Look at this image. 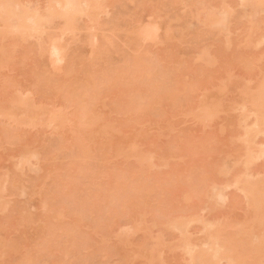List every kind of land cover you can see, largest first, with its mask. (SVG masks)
<instances>
[{"label": "rangeland", "instance_id": "374dc122", "mask_svg": "<svg viewBox=\"0 0 264 264\" xmlns=\"http://www.w3.org/2000/svg\"><path fill=\"white\" fill-rule=\"evenodd\" d=\"M13 1L14 0H12V1L3 0L2 2L5 5L7 4V6L9 5L8 7H11L9 10L13 11L12 9H14V7H15V9L18 10L17 13L22 12L20 17L21 16L23 18L26 17L28 12H29V14L32 16H29L28 18L26 17V19H25L26 23L31 25L32 24L31 21L33 20L34 25H31V27L27 28L25 31L24 26L26 25L25 27H27V24L24 23L23 24L24 26L22 27V29L24 31H22V29H21L20 30L21 35L19 36V34H20V33L18 34L19 29L17 31L16 27H19L18 23H19L20 17L17 16V18H15V19H18L16 22H15V20H14V22L8 21L10 23L4 22V20L9 19L8 17H7L8 19L6 18L4 20H0V23L3 21L4 24H7L6 26H8L7 28L2 29L3 27H5V25L3 24V26H1V24H2L1 23L0 24V26H1L0 31L2 29L5 32V29H6V32H7L9 30V28L11 27V25H14L13 23H15V26H13V28L15 30V34L17 33L19 36L18 37L16 35H14V30L12 27L10 28V32H11V30L13 31V33H12V35H14L13 37H10L12 35H10L8 33L6 34V32H5V34H6L5 35L3 32L4 36H6V38H7V40H6L7 42L3 38L4 36L1 37V35H0V55H1V53H3L0 57V60H1L0 65L5 62L3 65L0 66V198H1L0 199V201H1L0 202V242H1L0 243V264H16L17 262H18L17 264H20V263L22 264V262H20V261H23L24 264H29V263H34V264L35 263H37V264H61V263L62 264H83V263L84 264L85 263L86 264H100V263L101 264L102 263L103 264H189V262H190L189 256L191 254H196V252L197 253L201 252L202 247H203L202 248L203 252H201L197 256L204 254V252H206V254L208 252L211 253V251H209V250L206 251L208 249V247L210 248V246L208 244L210 242H208V241L211 240L212 245L211 244L210 245L213 246L214 243H212V242L216 243L218 241L216 238L219 237L220 238L219 241H221L223 237H226L231 233L235 234L234 237H235V239L237 238L238 241L236 240V243H234L235 241L231 240L226 245H229L231 242H233L234 246L231 247L230 246L231 244H230L229 245L230 249H235L234 247H235V244H237V243H238L237 245H239V246L236 245V248L244 245V247H246V248H244L243 251L248 250L251 252V254L248 251H246L247 253H243V251H240V252H242L243 254H249L251 256V258L253 257V259H250V256L248 255L249 258L247 259L248 256L245 255L246 257L245 256H243V257H245L246 259L242 258L243 259L242 260L241 258H239V260H240L239 261V260H237L238 259L237 257L234 258V256H232V259L234 258L233 261L237 260V261H239L238 263H240V264L242 263L241 260L243 261V264H257V262L259 264H264V232H263V230L260 229V231L262 232V234H261L259 232V230L254 229L256 231L255 232V234H256L255 238L251 237V236L255 235L254 232H251L253 234H251L250 232H247V230L249 231V229L252 225V222H251V225L248 224L249 223L248 221H250L249 219L252 218L251 219L252 221H253V219H256V218H253V216H255L254 214L257 215L258 212H260L261 215L263 214L262 211H258L261 209V207H260V209L256 210L257 212L254 211L258 207V205H260L262 203L261 201L263 200V198H261V200H260L259 199L260 196L257 197L259 199V204H257V202L254 203L253 199L255 198V194L252 193L253 197H254L253 198V197H251V195H252L251 192L253 189L258 190V189H256V187L260 186L259 188H261L264 185V180H263L264 179V154L262 153L263 150L259 151V149L262 147V145L264 146V144H263L264 143V128L260 130V128H262L264 126L263 125L260 126L259 123H258L259 126L257 124L252 126L254 124L253 123L254 120H256V121L258 120L254 117L255 114H257L256 109L259 110L258 109L259 107L256 106V108H255V104L258 105V103H256L258 101V99H253L252 96L254 93L257 92V90L259 91L264 87V0L263 1L261 0V3H260V0H253V1L252 0H224V1L223 0H181V1L180 0H177V1L174 0L176 3L173 0H126V1L125 0H117V2H116V0H113V1L107 0V2H106V0H96L99 4L101 2V4L98 5L99 14L97 13V10L95 9L96 15L98 14L99 16L98 15L94 16L92 13H90L95 8V7L94 8L92 7V9L91 8H90L91 10L88 9L89 11L87 12V13H90V15L91 14L93 15V17L91 16L92 19L89 17L90 15H84V14H86V12H84V11H83L84 14L82 12L81 18L80 17H79L80 19L78 18L79 20L77 19V16L79 14L76 17H75L76 14H74V15H72L71 22L69 19L70 24L67 23L68 24L67 28L64 26V23L62 22L61 19L51 18L52 23H50V25H49V23L47 24L51 28L50 27L48 28L47 25L45 26V29L44 28H42V29H36L35 28V30L32 34L28 33V35L30 34L28 36L29 38L24 36L26 32H29L30 30L33 31V28L35 26L37 27V25L40 26V28L44 27L43 23H42V25L40 23L36 24L38 19H34L33 14L37 16L36 13H38V18H40V17L42 18V15L45 18H49L50 15H49L48 11L52 10L51 8H56L57 6L53 5V7H51L50 3L54 4L53 2H50L51 0H32V1L31 0H27V1L26 0L25 1L17 0L19 3L21 1L24 3V5H23V3L21 2V4H22L21 7L19 4H17V2L13 3ZM33 1H34V3H33ZM80 1L81 0H78L79 4L81 3ZM90 1L91 0H88L86 2V4H88L89 7L92 5V4H89ZM96 1L92 0V3L95 2L93 4V6L96 5V3H97ZM243 1H245L246 3ZM0 2H1V0H0ZM11 3H12V5L10 6ZM41 3L42 4L44 3L43 6L41 5ZM109 3H111V6ZM47 4L49 5V8L51 7L48 10L46 9V8H48ZM81 4L77 5L79 10H81L80 6L83 7L85 3H83L82 5ZM217 4H218V6H217ZM257 4H259V5H257ZM15 5H19V6H15ZM124 5H126V6H124ZM220 5H222V6H220ZM22 6H24L26 9H31V10H27L28 12H26V11L24 12L23 10H26V9H24ZM30 6L34 7V8L32 7L33 8V12H32L33 14L30 13L32 11V8ZM147 6H148V8H147ZM210 6H211V8H210ZM39 7H40V9H39ZM85 7H88V6L85 5ZM85 7H84V9H86ZM122 7L124 9H122ZM207 7H209V8H207ZM58 8L61 9L60 7H57L56 9H58ZM191 8H192V10H191ZM195 8L198 9L197 10L198 12L197 11L194 12L196 10ZM146 9H147V11H146ZM212 9L214 11H212ZM225 9L227 10L228 14L230 13L229 15L227 14V12H224ZM129 10H130V12H129ZM39 11H42V12H39ZM220 11L221 12L223 11L224 14L222 13L223 14L222 15L220 13ZM15 12H16V10H15ZM123 12H124V14H123ZM201 12H203V13H201ZM213 12L216 13L217 16L219 13H220V15H222L224 22H222V18H220L221 20H219V21L221 23H225V24L227 23L225 25V27H223V29L221 28L223 24L220 27L219 24L215 25V23H214L216 29L220 28L221 30H223V31H220L219 29H217V30L215 29L217 31V32L215 31V33H216L215 36H214L215 33H213V32H212L213 36L211 34H209V33H211L210 29L212 28L211 26L213 24L211 25V24H209V22L207 24L205 23V20L208 18L207 16H209V15L210 16L213 15L214 17L216 16ZM23 13L25 15H23ZM46 13L48 15H44ZM138 13H141V14H138ZM14 14H16V13H14ZM16 15H18V14H16ZM177 15H179V16H177ZM203 15H206V16L202 18ZM250 15L251 16L253 15L254 18H253V16L251 17ZM84 16H88V18H86ZM117 16H119V17H117ZM176 16L179 18L177 19ZM199 16H201V18H202L201 21L199 20L201 18H198ZM217 16H216V18L219 19V17H217ZM12 17H11V19H12ZM14 17H16V16H14ZM94 17H96V18H94ZM137 17H139V18H137ZM89 18L91 20H89ZM253 19H255V20L258 19V22L257 21H251L250 22V20H253ZM74 20H76V22H74V27H76L77 30H75L74 27H73L74 29L71 27ZM48 21H49V19L46 21V23ZM57 21H59L58 25H57ZM93 21H95V22H93ZM113 21H114V23H112L110 25V23ZM64 22H65V20H64ZM85 22H87V23H85ZM126 22H127V24H126ZM142 22L143 23L145 22L144 25ZM132 23H134V24H132ZM203 23L206 25H204ZM259 23H262V24L260 25ZM61 24H63V25H61ZM129 24L131 25L132 28L130 27ZM151 24H152V26H151ZM153 24H155V25H153ZM194 24H197V25H194ZM251 24L253 25V27ZM255 24H257V25L259 24L260 26L259 25L256 26ZM52 25H54L55 27L54 26L52 27ZM92 25H93V27H92ZM201 25L204 28H202ZM247 25L249 27H247ZM62 26H64L63 28L65 30L63 28H61ZM82 26H83V28H82ZM56 27H60L61 28L60 30L63 29V31H59V28L56 29ZM89 27H91V28H89ZM171 27H172V30H171ZM198 27H200V28H198ZM206 27H207V29H206ZM70 28H72L71 31L72 32L74 31V32L72 33L70 31V32L65 34L64 32L69 31ZM87 28H89V30ZM108 28H109V31H107ZM133 28H134V30H133ZM150 28L152 31V32L151 31L150 32L152 34L149 35V33H148L149 31H147L148 36H146L148 38L150 37V39L145 40L146 37L144 38V36H142L141 34H143V32H144V34L146 35V33H145L146 29L148 30ZM249 28H250V30H249ZM83 29H85V30H83ZM158 29H159V31H158ZM38 30H40L41 32ZM177 30H178V32H177ZM207 30H208V32H207ZM212 30L214 31V29H212ZM21 31L25 32V33H22ZM128 31H129V33H128ZM218 31L221 34L218 33ZM245 32H246V35H244ZM87 33H89V34H87ZM93 33H94V35H93ZM183 33H184V35H183ZM251 33L253 35L252 37H251ZM58 34H59V36H58ZM135 34H136V36H135ZM22 35L24 36V40L22 38L23 37ZM26 35H27V33H26ZM87 35L90 38L92 36V38H91V40H90V38H88L90 41L87 40V42H86ZM103 35H104V37H103ZM140 35L143 37L142 40H145V42L142 43V40L139 39ZM38 36H41V37H38ZM50 36H51V38L55 37L54 40L51 39ZM45 37H46V40L44 39ZM9 38L11 40L12 39L13 40L10 41ZM41 38H43V40H45L46 42L49 41L52 48H53V46H57V47L61 46L62 47V45H64V48L67 49L66 53H65V50L63 48H61L64 50L63 51L64 56H66V58H67L66 61L64 58V64L67 61H71L74 63V64L72 63L74 66L71 64V62H68L64 65L63 60L60 62L57 61L60 64H57V63L55 64L56 61H54L53 56L51 55L52 58H51V56L49 57L50 51L52 50V49L51 50L49 49V47H50L49 43H46L43 41V43L41 44V41L39 40ZM131 38H132V40H131ZM193 38L196 40L194 41ZM237 38H238V40H237ZM15 39L19 40V41L17 40V44H15L16 43ZM98 39H99V41H98ZM108 39H110V40H108ZM168 39H169V42H168ZM176 39H177V41L178 40H180V42L182 41L181 42L182 44L178 41V46H177L176 45V43H177ZM217 39H219V40L221 39L220 40L221 42L218 41L217 44H214L217 41ZM165 40H167V42ZM171 40L174 41V43ZM8 41H10L9 42L10 44H8ZM101 41L102 42L107 41V42L106 43L104 42L105 44H102ZM225 41H228V42H225ZM38 42L42 46L40 44L38 45ZM89 42L91 43L90 45L88 44ZM150 42H151V44H150ZM164 42H166V43L164 44ZM45 43H46V45H45ZM66 43H67V45H66ZM95 43H97V44H95ZM172 43H173V45H172ZM179 43H180V45H179ZM43 44H44V49L43 48L39 49V47H43ZM94 44L97 46L94 47ZM10 45H12L11 48H10ZM37 45H38V47H37ZM5 46H7V47H5ZM28 46H30V47H28ZM101 46L102 47L106 46L105 47L106 49L105 50L103 48L100 49L99 47H101ZM93 47H94V49H93ZM173 47H175L174 48L175 50L171 49ZM6 48H8V49H6ZM169 48H170V50H169ZM1 49L3 51H5L6 54L4 52H2ZM45 49L49 51V55H46L48 53V51H46ZM97 49L100 51H98ZM194 49H197V51ZM29 50H31V51H29ZM94 50H97V52L96 51L94 52ZM177 50H179V51H177ZM43 51L45 53H43ZM92 51H93V53H92ZM31 52H32V54H31ZM67 53H68V55H67ZM96 53H98V54H96ZM210 53L213 55L212 58L209 57ZM134 54L137 56V60L139 59L138 58V54H139L141 60L143 61V63H142V61L140 62V60L139 61L136 60L138 62V64L140 62V66L142 65L141 66L142 68L141 67H139V68L141 70L143 69L142 70L143 73H142V71L138 72V70L136 72V71H131L133 69H131V70L126 69L128 67L133 68L130 64L134 65V63H135V62L133 63L134 59H136V56ZM123 55H125V56H123ZM168 55H171V57ZM190 55H192V57ZM42 56H43V58H42ZM214 56H215V59H213ZM132 57H134V58H132ZM189 57H191V58H189ZM131 59H132V61H131ZM52 60L54 61V63ZM74 60L76 61V63ZM123 60L125 61V63ZM126 60H128V63L130 61L129 65H128V63L126 64ZM208 60L211 62H208ZM144 61L145 62L147 61V62L145 63ZM153 61H156V62H154L157 64V65L155 64L156 65L155 67H156V69H159L160 72L156 71V69L153 70V68L151 67L152 64L154 65ZM212 61H214V62H212ZM91 62H92V64H91ZM169 62L172 64H170ZM177 62H178V64H177ZM181 62H183V63L181 64ZM44 63H45V65H43ZM83 63H85V64L83 65ZM95 63H98V64H95ZM161 63H164V64L161 65ZM167 63H169L168 66H170V67L167 66ZM121 64L124 66V69H126V70L121 68V67H123ZM138 64H136V65H138ZM146 64H147V66H148V64L150 65V66H148V69H146V67H147ZM62 65L64 66V68ZM126 65H128V67L125 68ZM160 65L162 67L159 68ZM183 65L184 66L186 65L187 67L189 66V68L187 69V67L185 66L184 69L181 70L182 69L181 67H183ZM71 66H72V68L76 66L75 67L76 69L73 68L71 70ZM82 66H83V68H82ZM85 66H87V67H85ZM89 66H90V68H89ZM102 66H104V68ZM119 66H121V67H119ZM164 66L169 68V70H168L169 72L165 71L168 68L164 70ZM202 66L204 67L203 70H205V71L202 70ZM171 67L172 68L174 67L173 68L174 70L171 69ZM67 68L69 69V72H71V74L67 71ZM92 68H93V71L91 70ZM178 68H180V69L177 70ZM119 69L121 72L117 71ZM82 70H83V74H82ZM111 70H113V71H111ZM151 70L155 71V74L153 72L154 75L152 74ZM162 70H163V73L161 74ZM199 70H200V72H199ZM43 71H45L46 73L44 74V77H41V76H43L42 75V73H44ZM76 71H77V73H75ZM94 71H96V72H94ZM116 71H117V74L114 75ZM126 71H129V72H127V74L130 72H136L137 73V74L135 73L134 75H129L128 76L129 78H126L127 81L129 80V82L131 81V82H133V84H136V82L139 81L138 87H136L137 84L135 86L134 85L131 86L133 88H136V89L132 90L133 92L131 91L132 88H129V90L127 88V87H130L129 85H131L132 83L127 84V81L125 79V76L127 77ZM148 71H149V73H148ZM39 72H40V74L38 75L37 73H39ZM108 72H110V74H112L113 76L112 75L109 76ZM170 72L172 73V75H174V78L176 80L174 78H172V75ZM33 73H36L37 76H39V77H36V75H32ZM68 73H69V75H68ZM74 73H75V75H74ZM98 73L100 74V76ZM140 73L143 74V76ZM199 73L200 74L202 73V74L200 75ZM84 74H86V75H84ZM89 74H91V75H89ZM93 74H95V76ZM118 74L119 75L120 74L125 75L124 78H123V75H121L122 77L120 76V78L122 79V81H121L122 84L120 82L121 79L119 77L117 78ZM157 74H158V76H156ZM45 75H46V77H45ZM66 75H67V77H66ZM135 75H139V77L135 76ZM150 75L152 78L150 77ZM162 75L164 77H162ZM170 75H171V77H170ZM205 75H208V76L206 77ZM31 76L33 77L34 81H35L34 78H38L37 81L34 82L35 84H37L36 82H38L40 80V78L41 79L45 78V79L39 81L42 84H39V85L37 84L38 87L40 86L39 88L34 86L35 84L33 85V80H32ZM84 76H85V78H84ZM115 76L119 81L115 78ZM130 76H132V78H130ZM133 76H134V78L136 77L137 79L135 80L133 78ZM154 76H156V77L153 78ZM48 77H49V79L52 78L51 82H52V80H54V77L57 79V81H59V80H61V81L59 83L56 81H55V83H50V80H49V83L51 84L49 86L48 85L49 83L48 84L46 83V82H48L46 80ZM57 77H59V79ZM64 77H66V78L64 79ZM148 77L152 79L151 84H150L151 80L148 79ZM169 77L173 79V80L170 79L171 81H176V83L169 82L168 81ZM82 78H84V79H82ZM88 78L89 79L93 78V81L95 79H97V80H95V82L93 83V81L91 82L90 81L91 79L88 80ZM108 78H109V80H108ZM100 79H102V80H100ZM142 79H145V81H147V82L146 83H144L145 81L142 82ZM161 79L165 80V82L162 81ZM74 80H75V83H74ZM84 80L88 81V83L90 82V84H88ZM99 80H100V82H99ZM124 80H125V82H124ZM133 80H135V81H133ZM64 81H66V84L68 86V90H66L67 87L65 89L64 88L65 86L63 85V83H61ZM97 81L99 83H97ZM69 82L70 83L72 82V86H70L71 88H69V85H70ZM114 82H115V84H114ZM141 82H142V85H141ZM76 83L79 85L78 89H75V88H77ZM80 83H82V84L80 85ZM117 83L119 85H117ZM167 83H171L173 87L175 85V90L173 89L172 86H168ZM45 84H47V85H45ZM55 84L57 85V87H60L61 89L57 88V87H54V88H56L58 90L63 89L62 91H64L65 94L59 90V91H57L58 93L53 94V96H54L53 97L51 92H53V90L55 92V89L51 86L55 85ZM59 84L61 86H59ZM73 84H75L76 86L73 87ZM87 84L90 85L89 86L90 88H88V90L91 91V94H92V91L94 92L96 90L95 87L97 88V90L95 92H100V94H99L100 98L96 99L95 100L96 102H93L92 99L94 97L89 96L90 92L88 93V91H86L87 89L84 90V92H83L82 86L85 89V87H86L85 85H87ZM92 84L94 86H91ZM148 84H150V86ZM162 84L167 85L164 87V90L166 89V87L168 89V92L171 89L174 90V92H173V90L170 91L169 96L173 92L172 93L173 95L170 98H169V96L165 97V95H167L168 93H167V89L165 90V93H164ZM44 85H45V87L47 86L48 89L51 87V89L48 90V92H50L51 95L47 94L48 92H46L47 90L45 91ZM114 85L115 86L117 85V86L114 87ZM145 85H147L148 87ZM142 86H145V89H143ZM33 87H34V90H33ZM41 87H43L44 89ZM80 87H81V89H80ZM99 87H100V89H99ZM102 87H104V89ZM157 87L160 89H158ZM168 87H170V88H168ZM141 88H142V90H141L142 93H141V91H139ZM146 88H148V90L150 89L149 92H153L154 95L157 94L155 92L158 91L159 95H157L156 98H154L153 97L154 95L152 93H147L148 91L146 92ZM35 89H38L39 93H37V91ZM41 89L44 92H42ZM93 89H95V90H93ZM154 89H156V91ZM71 90H74V91H71ZM81 90H82L83 94L81 93V97H80L79 93ZM151 90H153V91H151ZM76 91H78L79 93ZM138 91H139V93H141V95L143 93L148 95V99H149L150 95H153L151 98H154L156 100L149 99L152 102L151 101L148 102L149 100L148 99L146 100L145 96H143L142 100H141V99H139V98H141V96L138 93ZM161 91L163 92V94ZM61 92H62V94H61ZM68 92H70V93H68ZM131 92H132V95H129V93H131ZM188 92H190L189 93L190 95H188ZM259 92H261V91H259ZM16 93L18 95H21V97L20 96L18 97V95ZM72 93L73 94L78 93L77 96L80 97V102L78 101V99H76V100L71 99L73 97H74L73 99H75V95H76V94L73 95ZM87 93H88V96L86 97ZM123 93H126V94H123ZM145 94H143V95H145ZM23 95H24V97H26V95H27L28 96L27 99H24ZM45 95H47V97ZM63 95L67 96V97H65L66 99L63 100L64 103H62ZM97 95L95 98H97ZM124 95H126V96H124ZM136 95H138V96H136ZM163 95H164L163 98L160 97ZM256 95L257 94H254L253 97H255ZM261 95L257 96L256 98L260 97ZM263 95H264V90H263ZM93 96H95V94ZM127 96H128V98H129V96H131L129 98V100H128ZM134 96H136V98ZM158 96H159V98H157ZM83 97H86L85 99H88V97H90L89 99L91 100L90 106L92 108H90L91 110L87 111V114H88V112L92 111V113H90L91 117L93 118V113H95V115H94L93 119L91 118V121L89 123L88 118L90 119V115L89 116L85 115V113L80 114L79 113L80 111L79 112L77 111V113L79 114V117H81V118L84 115L88 116V118H86L85 120H84V118H82L83 121H80V122L86 123V120H88L87 122L90 124V127H88V130H87L85 125L83 126L81 124L83 126L82 128H84L81 130H83L84 132L79 131L78 132L79 134H78L77 133L78 128L76 126L79 127V125H74V124L78 123L77 121H79L80 118L78 119V114L73 110L74 109L77 110L76 109L77 104L82 105L81 102L83 100ZM137 97H139V98H137ZM185 97H188V98L185 99ZM20 98H22L23 101H25V100L28 101V102L26 101V103L24 104V105H26V107L23 106V101L20 102ZM143 98L145 99V101H147L146 104H151V106L146 105L144 103L145 101ZM16 99H17V101H16ZM170 99H172V100H170ZM260 99H262L261 104H264L263 103L264 97L263 98L261 97ZM65 100H67L68 103ZM71 100L77 102V104H75V102H73V103L71 102L74 105V106H71V103H70ZM132 100H135V102H132ZM12 101L15 104H13ZM30 101H31V103H29ZM85 101H87V100H85ZM16 102L17 103L19 102L18 105ZM139 102H141L140 104H138V106L141 107L140 108L141 110H144L143 108H146V110H144L145 114L144 113L141 114L143 111H141V113L137 114V111L140 109L138 108V106L136 104ZM153 102L155 103V105L152 104ZM172 102H173V105H172ZM205 102H208L209 105H208V103H205ZM210 102H211V104H210ZM253 102H255V103H253ZM20 103H21V105H20ZM142 103H144V105H145L144 107H142V105H143ZM32 104H34L35 106ZM129 104L130 105L132 104V105L129 106ZM206 104L208 105V107L209 106L213 107V108H209V109L210 110L214 109L215 114L212 112L213 110H211L212 114L211 115L209 114L210 111H209L208 107L207 108L205 107V106H207ZM11 105L12 106L15 105V106L11 107ZM134 105L137 106V109H134L136 107ZM158 105L162 106V107H159ZM259 105H260V103H259ZM29 106L30 107L34 106V107L30 108ZM68 106H70V107H68ZM90 106H87V107H84L83 109L82 108L81 109L84 110L85 108H88ZM113 106H114V108H113ZM115 106H117V107H115ZM128 106L130 107L131 110H128ZM199 106H203V108L202 107L200 108ZM243 106H244V108H243ZM27 107H28V110H26ZM74 107H76V108H74ZM93 107H94V109H93ZM260 107H262V105H260ZM22 108H26V109H22ZM29 108H30V110L32 108L33 109L31 111H29ZM43 108L46 111L45 114L43 113V110H44ZM61 108H62V110H61ZM155 108L158 109L157 113H156L157 109H155ZM204 108H206L204 111L205 112L207 111V114H209L210 116H213V118H210L211 120H209L206 117V115H203L202 117L200 115L198 116V113L203 114V112H201V109H204ZM246 108H248V109H246ZM263 108H260V110H262L261 112H264ZM1 109H3V111L7 113L6 116H5L4 112H3L4 114L1 113L2 112ZM40 109L42 111H40ZM65 109H67V110H65ZM79 109H80V107H79ZM117 109L118 110L121 109V111L120 110L118 111ZM133 109L135 110L134 112L132 111ZM23 110L25 112L27 111L30 113L26 116V115H24ZM49 110H50V112H49ZM59 110H61L60 112L62 114L58 112ZM93 110L95 112H93ZM254 110L256 113H254ZM12 111L14 112L13 114H12ZM37 111L41 112V114L39 112L38 118H37V116H38ZM55 111H57V113H55V114H61L64 117L58 116L57 118H55L56 119L55 122L52 123L53 125L48 124V123H50L49 119H52V121H53V118H51V116H53L52 112H55ZM8 112L9 113L11 112L10 114L13 115V118L8 114ZM127 112H133V113H132V115L131 114L129 115V113H127ZM148 112L149 113L151 112V113L147 114ZM67 113H68V116H67ZM73 113H75L76 115H73ZM122 113H124V114L122 115ZM126 114H128L129 116ZM32 115H34L33 118H34L35 124H31L29 122L30 117H31V119H33ZM157 115H158V117H157ZM244 115H246V116H244ZM261 115H259L258 118ZM46 116H47V118H46ZM75 116H77V117H75ZM72 117L75 120L77 119L74 124H73L74 119L71 120ZM96 117H97V121H96ZM129 117L130 118L132 117L131 119H134V120L130 119V121L128 122ZM203 117L205 120L208 119V121L205 122V120L202 119ZM21 118H22V120H21ZM35 119H36V121H35ZM261 119L263 120L264 118H261ZM261 119L259 118V120H261ZM16 120H18V121L15 122ZM19 120H20V122H19ZM61 120H63V121H61ZM64 120L67 122H64ZM69 121H71L72 124ZM92 121L94 122V125H92L93 124ZM238 121H239V123H238ZM250 121H251V124H249ZM22 122L24 124H22ZM32 122H33V120H32ZM262 122H260V123H262ZM28 123H30L31 125ZM63 123H65V124H63ZM78 124H80V123H78ZM245 124L247 125V127L245 126ZM248 124H249V126H248ZM71 125H73L75 128L72 127ZM86 125H88V124H86ZM5 126H6V128H5ZM61 126H62V128H61ZM66 126H68V127H66ZM73 128L75 130L77 128V130L74 131ZM101 128H103V129H101ZM246 128L248 130H245L246 131V133H245V131L242 129H246ZM99 129H101V130H99ZM5 130H8V131L6 132ZM89 130H92V131H89ZM239 130H240V132H239ZM250 130H252L251 132L253 134H251ZM255 130H258V131L260 130L262 132H258L260 134H256L257 131H255ZM9 131L12 134H10ZM72 131H74L76 137L78 135L79 138H80L79 135L81 133L82 134L81 136L84 137L83 140H82V137L80 138V140H74V136H72ZM5 132L8 134H6ZM90 132H91L92 136L90 135ZM249 132H250L251 137L248 140L249 136H247V135L249 134ZM88 133L90 136L88 135ZM7 135H10V136H7ZM252 135L253 136L256 135V136L252 137ZM11 138H12V140H11ZM58 138L60 140H63L61 142H64V144L67 147L69 146L70 149L72 148L71 144L73 142H74L73 146H74V144H76L75 148L74 147L72 148V150L74 149V151L72 152L70 150V152L73 153V155H75V156H73L68 151L69 148L68 149L67 148H64V149L61 148L60 145H62L63 143L58 145V143H59ZM72 138H73V140H72ZM90 138H92V139H90ZM251 138L255 139L254 143H256L255 145H257V146L253 145L254 144L253 142L251 144V142H250ZM55 140H56V142H55ZM243 140H245V142ZM251 141H253V140L251 139ZM53 143H54V145H55V143H57L56 146H60V148L62 149L61 153H60V149H58L59 150L58 152L56 151L57 148L54 150V148L56 146H54V145L52 146ZM240 143H242V145ZM247 143L250 144L251 147L253 146V148H251L252 152L251 151L247 152L246 149L247 148L250 149V145H248ZM260 143H262V144H260ZM64 144L62 145V147H66ZM246 146H249V147L246 148ZM112 147H113V149H112ZM48 148L52 151L50 152V150H48ZM26 149L28 151L31 150V152L32 151L33 152L30 156H27L25 158L26 160L23 159V161L25 160L23 162L22 160H20V158H22L25 155L24 154L25 152H28ZM52 152H54L55 155L59 153L58 154L59 157L57 155V158H54L56 156H54V154ZM253 152H260V154L259 153H257V154H259L261 156V158H258L259 155H256L254 153L253 159L256 158L255 162H252V160H253L252 157H250V155H247V153H249L252 156ZM34 153H35V155L37 153V160H36V156L34 155ZM50 153H52V154H50ZM63 153H64V155H63ZM240 153H242L243 155ZM261 153L263 154V156ZM21 154H23V156ZM60 154H61V156H60ZM245 154H246V156H245ZM28 155H29V153H28ZM32 155H34L35 158L33 157L32 159H30V157H32ZM140 155H141V157H140ZM239 155H240V158H239ZM65 156H68V157H65ZM236 157H238V158H236ZM249 157L251 158V160H250L251 162H248L246 160ZM91 159H93V160H91ZM93 161H94V163H93ZM22 162H23V164H22ZM89 162H90V164H89ZM102 162H103V164H102ZM240 163H243V164L240 165ZM237 165L238 166L240 165V167H238ZM104 166H105V168H104ZM71 168L74 170L71 171L72 170ZM79 170H81V172L83 171L82 174L86 178H83V177L78 178L80 176H76V174L78 175L80 173ZM223 171H224V173H223ZM87 172L89 173V176H87V174H86ZM82 174H81V176H82ZM242 175L244 177H246V175H248L249 178L247 177V179H249V180L251 179L250 181L256 180L255 182H257V180H258L259 183H261L260 185L256 184L257 186H253L254 182L252 181L253 183L250 186L249 180H248V185H249L250 189H252L249 195L247 193L249 191L248 189L244 188V190H246V191L248 190L247 192H245V191L243 192V190H242L243 189L242 187L244 186L245 180L247 182V179H244V181H242L243 180ZM123 176H125V177H123ZM202 176H203V178H202ZM236 177H237V179H235ZM199 178L200 179L202 178L201 181L206 178L207 181L204 183L201 182L202 183L201 184L199 182L200 181ZM75 179H77V180H75ZM198 179H199V181H198ZM238 180H239V184L241 182L240 186L242 189L240 188L238 183H237L238 186H236V185L233 186V184L235 182H238ZM50 183H52L53 185ZM196 183H199V184L197 185ZM242 184H243V186H242ZM245 186H246V184H245ZM121 187H122V189H121ZM217 187L219 190L218 189L215 190V188H217ZM213 188H214V190H213ZM262 189H264V187ZM262 189L260 192H262ZM126 191H127V193H126ZM212 191H216V193L219 192V195L221 194V196L218 199L219 200L221 199L222 201L217 200L216 196L218 197L219 195L212 193ZM121 192H123V193H121ZM220 192H222V193H220ZM255 193H256V191H255ZM83 194H86L84 196L88 195L86 197V199L88 198V200H86V199L80 200V198H85L83 196ZM125 194H126V196H125ZM244 194H247L248 197L250 196L249 199H247L248 197H246ZM64 195H66V198ZM103 195H106L105 198H107V199H105ZM121 195H122V197H121ZM211 195H213L214 197H211ZM59 196H62V199ZM89 196L92 198H89ZM256 196H257V194H256ZM114 197H116V199ZM128 197L130 198V200H128ZM210 197H211V199H210ZM57 198L59 199V201L54 200ZM77 198H79V200L81 202L84 201L85 202L84 204L87 205V207L90 211H91V209L94 211V212L92 211V213L90 214L89 210L87 212H85L84 209L82 210L83 207L78 209V211L80 210L79 211L80 214H83V216H85V217L86 216L88 217L87 214H90V216L88 217L89 219L87 217H86L87 218L86 220L84 218H82L80 216L79 212L74 211L75 209H73V211L77 215L76 214H74L73 216L69 215V216H72L74 218L68 217V216L66 217L63 215L65 210L68 211L70 204H72L71 206L73 208H74V205L75 206L78 205L79 207L81 206V205H79V204H82L81 202H79V201L75 202L77 200ZM110 198H112L114 200H112L110 202ZM123 198H126V199H123ZM213 198H215V199H213ZM64 199H67V200H64ZM69 199L71 200V202ZM258 199H256V200H258ZM248 200H252V201H250L251 203L253 202L251 204V206L254 204H257L256 208L254 206L255 209L252 210V208H249L250 202ZM52 201H53V204H52ZM62 201L64 203H62ZM67 201H69V204L65 203ZM105 201H107L108 204ZM214 201H215V204H214ZM86 202H87V204H86ZM109 202L111 203V205L109 204ZM102 203H105V206H103L104 204H102ZM217 203L218 204L221 203V204L217 205ZM62 204L65 205V206L63 205L64 209H63ZM101 205L103 208L101 207ZM98 206L101 208L99 209ZM213 206H216V207H213ZM66 207H68V209H66ZM158 207L160 209L159 212H158V210H159ZM262 207H263V205H262ZM86 208H85V210H86ZM104 208L108 209L107 211L110 212V213L106 212L105 216H104ZM97 209L100 210V213L98 216H97V213L99 212V210H97ZM66 211H65V213H66ZM83 211H84V213H83ZM95 211H98V212L95 214ZM101 211H103V212H101ZM55 212H57V213H55ZM126 213H127L128 218H125ZM131 213H133V214H131ZM102 214L104 217L100 216ZM66 215H68V214L66 213ZM153 215H155V216L153 217ZM258 215H259V213H258ZM45 216L46 217L48 216V218H45ZM79 216L81 217V219L79 218ZM91 216L93 217L92 219L90 218ZM52 217H54V218H52ZM95 217L96 218L99 217L100 219L103 218L104 220L103 219H101V220L106 221V225L110 226V228H109V226H108V228H106L105 223L103 221L98 224V225L101 224L100 227L102 229H103V227H105V229H109V230L111 229L110 233H108L109 232L108 230H105V229L103 230V231H107V232H105V236H107V234H109L107 237H105L103 235L102 230H101V232H99L98 230L96 231V229L99 226L96 229H94L92 223L93 222L96 223V221L99 220V219H96ZM256 217H258V216H256ZM69 218H72L73 222H72V219L68 220ZM261 218H262V220H264L263 219L264 217H261ZM90 219H91V221H90ZM105 219H107V220H105ZM136 219H138V220L135 221ZM175 219H177L176 220L177 222L180 221V223L183 222L184 224L178 223L180 225V226H178V224L175 223L176 222ZM93 220H95V221H93ZM258 220H260V218ZM152 221H155V222H152ZM245 221H247L248 222L247 224L249 225V227L246 226V227H248V229H246V227H245L246 231L244 229H242V225L240 226V224L241 223L244 224ZM254 221H256V220H254ZM56 222L59 223V225L62 224L63 226H56V224H57ZM64 222H65V224L66 223L67 224L66 225L63 224ZM75 222H77V223H75ZM90 222H92V223L90 224ZM97 222H100V221H97ZM107 222H108V224H107ZM53 223L55 225H53ZM70 223L71 224L74 223L73 224L74 227L72 229H75V226H76L75 224H77L76 230L71 231L72 229H70L69 234H67V231H68L67 229L72 226ZM87 223H89L88 225L92 226L93 230L91 229L90 226H89L90 228L88 227ZM151 223L154 226H152ZM185 223H190V224L188 226ZM68 224L70 226L67 227ZM172 224L173 225L176 224V226L179 227V228L175 227L177 231L174 229V226L172 228ZM205 224H207V225L209 224V226L211 224V225H213L212 228H216L215 232H211V230H210V233H215L214 235L221 233V235H223V236L220 235L221 236L220 237V236L216 235L217 237L216 236L212 237L211 234L207 232V230L209 231V226L207 227V225H205ZM259 224L260 223L258 222L257 226L261 227L263 224L262 228H264V222L261 223V226ZM94 225L97 226V224H94ZM140 225H141V227H140ZM167 225L170 226L171 228L168 227ZM182 225H184V226H182ZM186 225L188 227H186ZM237 225L240 227L241 230H244L245 232H247L248 235L244 231L240 230V232H239L237 230L239 232V234H241L242 232L246 234V235H244L242 233V237H243V239L246 238V241H244L242 238H240L241 235L237 236L238 232L237 233L233 232V231H235L234 228H235V226L237 227ZM46 226H50V228L47 227L50 230L52 229L51 227L54 228V226L59 227V228L61 227L60 229H62V230H60L59 228L58 229L61 231V233L66 232V234H67V235L65 234L66 236H70L69 241L65 242L67 240H63V239L64 238L67 239V237H64L63 234H62L63 236L62 235L60 236V234H61L60 231L56 229L55 231H58L59 233L55 232L54 231L55 228L52 230L55 233L51 232V234H53V235H49L50 230L48 231ZM127 226H128V228H127ZM244 226H245V224L243 225V228H244ZM64 227L65 228L67 227V229H65L67 231H65V232L63 231ZM78 227L79 228L81 227L80 232H81L82 236H81L80 232H78V229H79ZM205 227L208 228V229H205L207 233L204 232ZM45 228H46V232H43V231H45ZM255 228H257V227H255ZM130 229H132V230H130ZM236 229H238V228H236ZM121 230H123V231H121ZM218 230H220V231H218ZM222 230L226 231L227 234H226V232H224ZM82 231H84V232H82ZM212 231H213V229H212ZM43 233L44 234L48 233L47 236L49 235L48 237H51V238H48L46 236V234L44 235ZM56 233L59 234L58 236H60V238H57L54 240L53 238L56 237V235H57ZM100 233H102V235ZM71 234L73 235V237L74 236L79 237V239L77 238V240H76L73 238L74 239L73 240L71 238ZM122 234H124V235H122ZM208 236L212 237L213 240L211 238L210 239L203 238V237H208ZM61 237H63V239ZM80 237H83V239ZM214 237H216L215 239L217 241H214L215 240ZM234 237L231 238L228 236L226 238L234 239ZM247 237L254 238V240L252 239L253 242L251 241V239H248ZM259 237H261V239ZM41 238H43V240H45V243L47 241L49 243L48 244H45V243L41 244V242L38 243ZM226 238H224V240L222 241L224 243L221 245H225V242H227V241H225ZM238 238L242 239V243L240 242L241 245L239 244ZM258 238H259L260 243H256V242H258V240H257ZM61 239L63 240L64 243L61 241ZM81 239L84 241L86 240V241L82 242ZM96 239L98 240V242L96 241ZM204 239H207V240H204ZM53 240L54 241L59 240L60 242H58V244L56 245L57 241L54 242ZM186 240L188 243H190V245L196 244L195 245L196 248L194 247L195 250L199 249L201 251L198 250L199 252L198 251L193 252L194 250L193 249L191 250L188 247L189 246L188 245L185 247H188L187 249H189L192 253L190 254V252H189L188 253L189 255H187L186 254L187 251H186V253L184 251L186 249L185 247H184L185 249L183 250V245H185L183 242L186 243ZM203 240L206 243L202 242ZM247 240H249V243L252 242L251 244L253 245V247H251L252 246L251 244H250L251 245L250 247L247 245L248 244ZM70 241L72 243L74 242V244L71 245V243H69ZM101 241H103V243ZM4 242H6V243H4ZM52 242L55 244H53ZM61 242L64 245L66 244V246L68 245V243L70 245H68L69 247L68 246L67 247L66 246L60 247V245H62ZM222 242H219V245ZM90 243L93 244L92 247H91ZM181 243H183V244H181ZM204 243H205V246H207V247L204 246ZM255 243L258 245H256ZM14 244H15V247L13 246ZM100 244H104L103 246L101 245L102 247L107 246V244H108L109 247L102 248L101 246L99 247ZM141 245L144 246L143 249H142ZM229 246H227V247L222 246V247L225 249L227 256L230 257V258H228L230 260L231 255H233L232 253L235 251L238 252L240 248L237 250H234V251L231 250V252H232L231 253V252H227V250H229ZM255 246H257V247H255ZM247 247L250 250L247 249ZM9 248H11V249H9ZM57 248L58 249L61 248V250L59 251ZM106 248L107 249L109 248L112 250H109V252H105ZM191 248H193V247H191ZM223 248H221V250ZM98 249H99V251H98ZM241 249H242V247H241ZM57 250H58V252H57ZM219 250H220V246H219ZM219 250H218V253L221 251V250L220 251ZM17 251H18V253H17ZM66 251H68V252H66ZM110 251H112V252H110ZM225 252L222 251L221 258ZM240 252H238V253L240 254ZM51 253H54V255ZM87 253H88V255L90 253H92V255L90 254V256H88V261L87 260L85 261V259H87L86 258ZM107 253H109V254H107ZM209 253H208V256L210 255ZM228 253L230 256L228 255ZM50 254L53 256H51ZM149 256H151V257H149ZM202 256H204V255H202ZM208 256L206 255V257H208ZM210 256H212V255H210ZM210 256H209V260H210ZM224 256L226 258V254H224ZM192 257L196 258L193 255H192ZM200 257H199V259H200ZM216 257H217V255H216ZM216 257H215V259H216ZM16 258L17 259L20 258L21 260L18 259V261H17ZM27 258H29V259H27ZM193 258H191V259H193ZM256 258H257V260H256ZM61 259H63V260H61ZM197 259L192 260V263L197 262ZM211 259H212V257H211ZM232 259H231V262H233ZM24 260H29V261L27 262ZM68 260H70V261H68ZM213 260H214V257H213L212 261ZM222 260H224V261H222ZM229 260L227 261V259H221V262L219 260H218V262H217V260L214 262H209L208 258L204 259V261H207L208 264H211V263H213V264L214 263L215 264H217V263L227 264L230 262ZM204 261H203V263H205ZM237 261L234 263H237ZM198 262H200V261L198 260ZM192 263H190V264H192ZM234 263H232V264H234ZM200 264H202V263H200Z\"/></svg>", "mask_w": 264, "mask_h": 264}, {"label": "bare ground", "instance_id": "6f19581e", "mask_svg": "<svg viewBox=\"0 0 264 264\" xmlns=\"http://www.w3.org/2000/svg\"><path fill=\"white\" fill-rule=\"evenodd\" d=\"M2 1H3V0H1V2H0V20H4V19H6V18L8 17V18H9V19L7 18L8 20H4L5 23L8 22V21H10V22H14V20H15V22H16L18 19H15V18H17V16L20 17V15L22 14V12H19L20 14L17 13L18 10L15 9V7H14V9H12L13 11L9 10L11 7H8L9 5L7 6V4H6V5L3 4ZM10 1H12V0H10ZM23 1H25V0H23ZM26 1H27V0H26ZM31 1H32V0H31ZM87 1H88V0H81V1H80L82 4H83V3H85V4H84L83 7L80 6V7H81V8H80L81 10H79L78 7H77V5H80L81 3L79 4V3H78V0H51L50 2H53V3H54V4H51V3L49 2L51 7H53V5H54V6L60 7L61 9H59V8L56 9L57 7H56V8H51V7H50L52 10L48 11V12H49V15H50L49 18H45L43 15H42V18H41V17L38 18V13H36L37 16L34 15V14L32 13L34 7L32 6V7H33V8H32V7L30 6V7L32 8V11H31L30 13L33 14L34 19H38L37 22L34 20V21L36 22V24H37V23H40V24L42 25V23H43L44 27H41V28H40V26L37 25V27L35 26V27L33 28V31L30 30L29 32H26L27 35H26L25 32H22V31H24V30L26 31L27 28L31 27V25H34V22H33V20L31 19V20H32V21H31V22H32L31 25H29L28 23H26V20H25L26 17L28 18L29 16H32V15L29 14V12H28L27 10H31V9H26L24 6H22L24 9H26V10H23V9H22V10H23L24 12H25V11L28 12V14H27V16L24 17V18H23L22 16H21L22 18H21V17L19 18V23H18L19 25L17 24L19 27H16V28H17V31H18V29H19L18 34L20 33V30H21L22 27L24 26V25H23L24 23L27 24V27H25V26H26V25H25V26H24V30L22 29L21 32H22V33H25L24 36H26L27 38H29L28 36L34 32L35 28H36V29H42V28L45 29V26H46L48 23H49V25H50V23H52V22H51V20H52L51 18H56V19L59 18V19H61L62 22L64 23V26L67 28V27H68V24H70V22H71L72 15H74V14H76L75 17L79 14V15L77 16V19H78L79 17L81 18V16H82V12H83V11L86 12V14H84V12H83L84 15H90V13H92V14L95 16V15H96V11H95V9H96V10H97V13L99 14V12H98V9H99L98 5H100L101 2H100V4H99V3L95 0L98 4L96 3V5L93 6V4H94L95 2L92 3V0H91L90 3L88 2L89 4H92V5L89 7V5L86 4ZM108 1H109V0H108ZM110 1H111V0H110ZM112 1H113V0H112ZM125 1H126V0H125ZM173 1H174V0H173ZM176 1H177V0H176ZM180 1H181V0H180ZM180 1H179V2H180ZM223 1H224V0H223ZM252 1H253V0H252ZM262 1H263V0H262ZM15 2H17V4H19L20 7H21V5H22L21 2H22V1L19 3L17 0H16V1L14 0L13 3H15ZM45 2H46V1H45ZM106 2H107V0H106ZM116 2H117V0H116ZM118 2H119V1H118ZM134 2H135V1H134ZM174 2H175V1H174ZM174 2H173V3H174ZM221 2H222V1H221ZM243 2H245V1H243ZM4 3H5V2H4ZM22 3H23V2H22ZM33 3H34V1H33ZM36 3H37V2H36ZM77 3H78V4H77ZM112 3H113V2H112ZM119 3H120V2H119ZM175 3H176V2H175ZM175 3H174V4H175ZM183 3H184V2H183ZM224 3H225V2H224ZM245 3H246V2H245ZM247 3H248V2H247ZM260 3H261V0H260ZM43 4H44V3H43ZM43 4L41 3L42 6H43ZM82 4H81V5H82ZM104 4H105V3H104ZM107 4H108V3H107ZM107 4H106V5H107ZM109 4H110V6H111V3H109ZM116 4H117V3H116ZM120 4H121V3H120ZM132 4H133V3H132ZM185 4H186V3H185ZM222 4H223V3H222ZM11 5H12V3L10 4V6H11ZM19 5H15V6H19ZM23 5H24V3H23ZM27 5H28V4H27ZM85 5L88 6V7H85ZM118 5H119V4H118ZM148 5H149V4H148ZM169 5H170V4H169ZM255 5H256V4H255ZM257 5H259V4H257ZM96 6H97V7H96ZM110 6H109V7H110ZM124 6H126V5H124ZM197 6H198V5H197ZM217 6H218V4H217ZM220 6H222V5H220ZM262 6H263V5H262ZM30 7H29V8H30ZM47 7H48V8H46L47 10L50 9L48 4H47ZM84 7H85L86 9H84ZM92 7H93V8L95 7V8H94L90 13H87L89 10L92 9ZM100 7H101V6H100ZM104 7H105V6H104ZM127 7H128V6H127ZM16 8H17V7H16ZM90 8H91V9H90ZM106 8H107V7H106ZM131 8H132V7H131ZM147 8H148V6H147ZM207 8H209V7H207ZM207 8H206V9H207ZM210 8H211V6H210ZM215 8H216V7H215ZM220 8H221V7H220ZM227 8H228V7H227ZM19 9H20V8H19ZM39 9H40V7H39ZM82 9H83V10H82ZM88 9H89V10H88ZM100 9H101V8H100ZM122 9H124V8L122 7ZM134 9H135V8H134ZM195 9H196V8H195ZM195 9H194V10H195ZM203 9H204V8H203ZM203 9H202V10H203ZM229 9H230V8H229ZM15 10H16V12H15ZM41 10H42V9H41ZM60 10H61V11H60ZM86 10H87V11H86ZM104 10H105V9H104ZM106 10H107V9H106ZM115 10H116V9H115ZM115 10H114V11H115ZM119 10H120V9H119ZM191 10H192V8H191ZM197 10H198V9H196L194 12H196ZM225 10H226V9H225ZM225 10H224V12H227V10H226V11H225ZM108 11H109V10H108ZM121 11H122V10H121ZM146 11H147V9H146ZM210 11H211V10H210ZM212 11H214V10L212 9ZM215 11H216V10H215ZM218 11H219V10H218ZM13 12L16 13V14H18V15L14 14ZM39 12H42V11H39ZM48 12H47V13H48ZM94 12H95V13H94ZM129 12H130V10H129ZM191 12H192V11H191ZM191 12H190V13H191ZM197 12H198V11H197ZM203 12H204V11H203ZM203 12H201V13H203ZM47 13L44 14V15H48ZM104 13H105V12H104ZM199 13H200V12H199ZM208 13H209V12H208ZM213 13H214V12H213ZM213 13H212V14H213ZM218 13H219V12H218ZM220 13L222 14L223 11H222V12L220 11ZM220 13L218 14V16L216 15V13H214L217 17H219V19H217L216 16L214 17L213 15H211V16H210V15L207 16L208 18H207V19L205 18V19H206V20H205V23L207 24V23L209 22V24H211V25H212V24L214 25V23H215V25H216V24H217V25L219 24L220 27H221V25L223 24L222 27H221V28L223 29V27H225V25H226L227 23L225 24V23H221V22L219 21V20H221L220 18H222V15L224 14V13H223L222 15H220ZM231 13H232V12H231ZM92 14L89 16L91 19H92V17H93ZM98 14H97V15H98ZM105 14H106V13H105ZM115 14H116V13H115ZM123 14H124V12H123ZM126 14H127V13H126ZM134 14H135V13H134ZM138 14H141V13H138ZM205 14H206V13H205ZM209 14H210V13H209ZM225 14H226V13H225ZM227 14H228V12H227ZM229 14H230V13H229ZM229 14H228V15H229ZM23 15H25V14L23 13ZM97 15H96V16H97ZM201 15H202V14H201ZM253 15H254V14H253ZM253 15H252V16H253ZM12 16H13V17H12ZM14 16H16V17H14ZM91 16H92V17H91ZM98 16H99V15H98ZM177 16H179V15H177ZM177 16H176V17H177ZM205 16H206V15H203L202 18L205 17ZM224 16H225V15H224ZM224 16H223V17H224ZM250 16H251V15H250ZM252 16H251V17H252ZM254 16H255V15H254ZM254 16H253V18H254ZM11 17H12V19H11ZM84 17L88 18V16H84ZM84 17H83V18H84ZM117 17H119V16H117ZM133 17H134V16H133ZM255 17H256V16H255ZM62 18L65 20L66 23L64 22V20H63ZM80 18H79V19H80ZM90 18H89V20H91ZM94 18H96V17H94ZM107 18H108V17H107ZM134 18H135V17H134ZM137 18H139V17H137ZM142 18H143V17H142ZM178 18H179V17H177V19H178ZM198 18H201V16H199ZM202 18L199 19V20L201 21ZM224 18H225V17H224ZM226 18H227V17H226ZM29 19H30V18H29ZM48 19H49V21L46 23V21H47ZM69 19H70V22H69ZM79 19H78V20H79ZM97 19H98V18H97ZM97 19H96V20H97ZM150 19H151V18H150ZM152 19H153V18H152ZM182 19H183V18H182ZM24 20H25V21H24ZM85 20H86V19H85ZM89 20H88V21H89ZM140 20H141V19H140ZM156 20H157V19H156ZM179 20H180V19H179ZM223 20H224V19L222 18V22H224ZM67 21H68V22H67ZM176 21H177V20H176ZM185 21H186V20H185ZM247 21H248V20H247ZM251 21H257V22H258V19H257V20H255V19L250 20V22H251ZM4 22L2 21V22H1L2 24L0 23L1 26H3ZM10 22H8V23H10ZM44 22H45L46 24H45ZM58 22H59V21H57V25H58ZM74 22H76V20L73 21V23H72V25H71L72 28L74 27ZM89 22H90V21H89ZM93 22H95V21H93ZM106 22H107V21H106ZM127 22H128V21H127ZM127 22H126V24H127ZM136 22H137V21H136ZM217 22H218V23H217ZM259 22H260V21H259ZM67 23H68V24H67ZM79 23H80V22H79ZM85 23H87V22H85ZM85 23H84V24H85ZM100 23H101V22H100ZM112 23H114V21L111 22L110 25H111ZM120 23H121V22H120ZM142 23H143V22H142ZM144 23H145V22H144ZM144 23H143V25H144ZM220 23H221V24H220ZM13 24H14V25H11L12 28H13V26H15V23H13ZM21 24H22V25H21ZM54 24H55V23H54ZM75 24H76V23H75ZM116 24H117V23H116ZM124 24H125V23H124ZM132 24H134V23H132ZM199 24H200V23H199ZM203 24H204V23H203ZM206 24H204V25H206ZM259 24L261 25L262 23H259ZM259 24H258V25H259ZM4 25H5V27H3L2 29L8 27V26H6L7 24H4ZM61 25H63V24H61ZM61 25H60V26H61ZM129 25H130V24H129ZM153 25H155V24H153ZM194 25H197V24H194ZM204 25H203V26H204ZM211 25H210V26H211ZM213 25L211 26L212 28L210 27V28H211V29H210V32H211V33H209V34L212 35V32L215 33V31H216L217 29H219L220 31H223V30H221L220 28H217V29H216V28H215V25H214V26H213ZM245 25H246V24H245ZM251 25H252V24H251ZM255 25L258 26L257 24H255ZM260 25H259V26H260ZM1 26H0V27H1ZM47 26H48V25H47ZM53 26H54V25H52V27H53ZM64 26H62L61 28H63ZM78 26H79V25H78ZM88 26H89V25H88ZM88 26H87V27H88ZM147 26H148V25H147ZM151 26H152V24H151ZM207 26H208V25H207ZM11 27H10V28H11ZM20 27H21V28H20ZM49 27H50V26H48V28H49ZM54 27H55V26H54ZM92 27H93V25H92ZM130 27H131V25H130ZM130 27H129V28H130ZM133 27H134V26H133ZM193 27H194V26H193ZM201 27H202V25H201ZM213 27H214V28H213ZM247 27H249V26L247 25ZM252 27H253V25H252ZM10 28H9V30H8L7 32H6V29H5V32H6V34L8 33V34L12 35L13 31L11 30V32H10ZM16 28H15V29H16ZM50 28H51V27H50ZM57 28H59V31H63V29H64V28H63L62 30H60V29H61L60 27H56V29H57ZM72 28H70L69 31H66V32H64V33L66 34V33L70 32ZM74 28H75V30H77L76 27H74ZM74 28H73V29H74ZM82 28H83V26H82ZM89 28H91V27H89ZM89 28H87V29L89 30ZM95 28H96V27H95ZM131 28H132V27H131ZM142 28H143V27H142ZM142 28H141V29H142ZM147 28H148V27H147ZM157 28H158V27H157ZM157 28H156V29H157ZM178 28H179V27H178ZM185 28H186V27H185ZM198 28H200V27H198ZM202 28H204V27H202ZM202 28H201V29H202ZM245 28H246V27H245ZM2 29H1V31H0V32H1V33H0L1 37L4 36V34H5L4 30H2ZM44 29H43V30H44ZM78 29H79V28H78ZM115 29H116V28H115ZM121 29H122V28H121ZM201 29H200V30H201ZM206 29H207V27H206ZM212 29H214V31H213ZM215 29H216V30H215ZM13 30H14V28H13ZM49 30H50V29H49ZM64 30H65V29H64ZM80 30H81V29H80ZM83 30H85V29H83ZM106 30H107V29H106ZM119 30H120V29H119ZM133 30H134V28H133ZM138 30H139V29H138ZM138 30H137V31H138ZM171 30H172V27H171ZM200 30H199V31H200ZM211 30H212V31H211ZM224 30H225V29H224ZM245 30H246V29H245ZM249 30H250V28H249ZM252 30H253V29H252ZM17 31H16V32H17ZM31 31H32V32H31ZM38 31H40V30H38ZM51 31H52V30H51ZM107 31H109V28H108ZM115 31H116V30H115ZM147 31H149V32H148L149 35L152 34V33H151V32H152V31H151V28L148 29V30L146 29V32H145L146 35L144 34V32H143V34H141L142 36H144V38H145L146 36H148V35H147V34H148ZM150 31H151V32H150ZM158 31H159V29H158ZM168 31H169V30H168ZM188 31H189V30H188ZM246 31H247V30H246ZM255 31H256V30H255ZM3 32H4V34H3ZM9 32H10V33H9ZM40 32H41V31H40ZM71 32H72V31H71ZM73 32H74V31H73ZM73 32H72V33H73ZM116 32H117V31H116ZM120 32H121V31H120ZM165 32H166V31H165ZM177 32H178V30H177ZM195 32H196V31H195ZM195 32H194V33H195ZM207 32H208V30H207ZM216 32H217V31H216ZM28 33H30V34L28 35ZM37 33H38V32H37ZM37 33H36V34H37ZM44 33H45V32H44ZM64 33H63V34H64ZM128 33H129V31H128ZM186 33H187V32H186ZM186 33H185V34H186ZM200 33H201V32H200ZM218 33H220V32L218 31ZM222 33H223V32H222ZM253 33H254V32H253ZM6 34H5V35H6ZM18 34H17V33L15 34V30H14V35L18 36ZM56 34H57V33H56ZM56 34H55V35H56ZM63 34H62V35H63ZM87 34H89V33H87ZM156 34H157V33H156ZM220 34H221V33H220ZM14 35H12V36H10V37H13ZM20 35H21V33L19 34V36H20ZM34 35H35V34H34ZM40 35H41V34H40ZM62 35H61V36H62ZM75 35H76V34H75ZM93 35H94V33H93ZM123 35H124V34H123ZM141 35H140V37H139L140 40H142V38H143ZM154 35H155V34H154ZM161 35H162V34H161ZM163 35H164V34H163ZM183 35H184V33H183ZM215 35H216V33L214 34V36H215ZM244 35H246V32H245ZM8 36H9V35H8ZM19 36H18V37H19ZM22 36H23V35H22ZM24 36L22 37L23 40H24ZM35 36H36V35H35ZM35 36H34V37H35ZM58 36H59V34H58ZM58 36H57V37H58ZM135 36H136V34H135ZM165 36H166V35H165ZM167 36H168V35H167ZM170 36H171V35H170ZM199 36H200V35H199ZM203 36H204V35H203ZM212 36H213V35H212ZM229 36H230V35H229ZM252 36H253V35H252V33H251V37H252ZM32 37H33V36H32ZM38 37H41V36H38ZM42 37H43V36H42ZM103 37H104V35H103ZM103 37H102V38H103ZM175 37H176V36H175ZM191 37H192V36H191ZM225 37H226V36H225ZM243 37H244V36H243ZM251 37H250V38H251ZM3 38L5 39V41L7 40L6 36H4ZM16 38H17V37H16ZM50 38H51V36H50ZM54 38H55V37H53V38H51V39L54 40ZM88 38H90V37L87 35L86 42H87V40H89ZM91 38H92V36H91ZM91 38H90V40H91ZM170 38H171V37H170ZM189 38H190V37H189ZM205 38H206V37H205ZM207 38H208V37H207ZM219 38H220V37H219ZM34 39H35V38H34ZM41 39H42V40H41ZM41 39H39V40L41 41V44L43 43V41L46 42V41H45V40H46V37L44 38L45 40H43V38H41ZM149 39H150V37H149V38H148V37L145 38V40H149ZM159 39H160V38H159ZM177 39H178V38H177ZM177 39H176V42H177L176 45L178 46V41L180 42V40L177 41ZM183 39H184V38H183ZM193 39H194V38H193ZM213 39H214V38H213ZM229 39H230V38H229ZM229 39H228V40H229ZM243 39H244V38H243ZM9 40L12 41L13 39L11 40V39L9 38ZM15 40H16V39H15ZM17 40H18V39H17ZM17 40H16V43H15V44H17ZM61 40H62V39H61ZM74 40H75V39H74ZM90 40H89V41H90ZM104 40H105V39H104ZM108 40H110V39H108ZM131 40H132V38H131ZM145 40H142V43L145 42ZM154 40H155V39H154ZM186 40H187V39H186ZM188 40H189V39H188ZM195 40H196V39H194V41H195ZM215 40H216V39H215ZM220 40H221V39H220ZM220 40L217 39V41H216L214 44H217L218 41H220ZM237 40H238V38H237ZM250 40H251V39H250ZM250 40H249V41H250ZM10 41H8V44H10V43H9ZM18 41H19V40H18ZM47 41H48V40H47ZM72 41H73V40H72ZM98 41H99V39H98ZM135 41H136V40H135ZM165 41L167 42V40H165ZM171 41H172V40H171ZM6 42H7V41H6ZM13 42H14V41H13ZM52 42H53V41H52ZM52 42H51V43H52ZM101 42H102V41H101ZM104 42H105V41H104ZM104 42H102V44H105L107 41H106L105 43H104ZM128 42H129V41H128ZM130 42H131V41H130ZM166 42H164V44H165ZM168 42H169V39H168ZM172 42L174 43V41H172ZM181 42H182V41H181ZM181 42H180V43H181ZM196 42H197V41H196ZM203 42H204V41H203ZM220 42H221V41H220ZM220 42H219V43H220ZM225 42H228V41H225ZM3 43H4V42H3ZM11 43H12V42H11ZM19 43H20V42H19ZM46 43H49V41L46 42ZM46 43H45V45H46ZM69 43H70V42H69ZM115 43H116V42H115ZM173 43H172V45H173ZM180 43H179V45H180ZM200 43H201V42H200ZM204 43H205V42H204ZM5 44H6V43H5ZM5 44H4V45H5ZM39 44H40V43L38 42V45H39ZM41 44H40V45H41ZM88 44L90 45L91 43L89 42ZM95 44H97V43H95ZM95 44H94V47L97 46V45H95ZM150 44H151V42H150ZM170 44H171V43H170ZM181 44H182V43H181ZM2 45H3V44H2ZM30 45H31V44H30ZM33 45H34V44H33ZM38 45H37V47H38ZM61 45H62V44H61ZM66 45H67V43H66ZM66 45H65V46H66ZM100 45H101V44H100ZM100 45H99V46H100ZM130 45H131V44H130ZM176 45H175V46H176ZM185 45H186V44H185ZM7 46H8V45H7ZM7 46H5V47H7ZM11 46H12V45H10V48H11ZM15 46H16V45H15ZM19 46H20V45H19ZM34 46H35V45H34ZM34 46H33V47H34ZM41 46H42V45H41ZM47 46H48V45H47ZM49 46H50L49 49H50V50L52 49V50L50 51V55H49V51L46 50V49H47V48H46L45 50L48 51V53L46 52V53H47L46 55H49V57L52 55L53 58H54V61H56L55 64H56V63H57V64H60V63H58V62H60V61H62V60H63V64H64V58H65V61L67 60L66 56H64V53H63L64 50H65V53H66V50H67L66 48H64V45H62V47H61V46H60V47L53 46V48H52V47H51V44L49 43ZM109 46H110V45H109ZM186 46H187V45H186ZM195 46H196V45H195ZM197 46H198V45H197ZM28 47H30V46H28ZM68 47H69V46H68ZM94 47H93V49H94ZM105 47H106V46H105ZM105 47H102V46H101V47H99V48H100V49L103 48V49L105 50V49H106ZM138 47H139V46H138ZM227 47H228V46H227ZM3 48H4V47H3ZM40 48H43V49H44V44H43V47H39V49H40ZM61 48H63L64 50L61 49ZM99 48H98V49H99ZM135 48H136V47H135ZM166 48H167V47H166ZM174 48H175V47H173V48H171V49H174ZM177 48H178V47H177ZM187 48H188V47H187ZM6 49H8V48H6ZM32 49H33V48H32ZM37 49H38V48H37ZM37 49H36V50H37ZM77 49H78V48H77ZM98 49H97V50H98ZM103 49H102V50H103ZM1 50H2V49H1ZM10 50H11V49H10ZM41 50H42V49H41ZM45 50H44V51H45ZM97 50H94V52H95V51L97 52ZM107 50H108V49H107ZM138 50H139V49H138ZM169 50H170V48H169ZM169 50H168V51H169ZM174 50H175V49H174ZM179 50H180V49H179ZM179 50H177V51H179ZM194 50L197 51V49H194ZM199 50H200V49H199ZM29 51H31V50H29ZM39 51H40V50H39ZM44 51H43V53H45ZM69 51H70V50H69ZM85 51H86V50H85ZM85 51H84V52H85ZM98 51H100V50H98ZM171 51H172V50H171ZM171 51H170V52H171ZM187 51H188V50H187ZM2 52L5 53V51H3V50H2ZM70 52H71V51H70ZM88 52H89V51H88ZM106 52H107V51H106ZM170 52H169V53H170ZM174 52H175V51H174ZM185 52H186V51H185ZM193 52H194V51H193ZM208 52H209V51H208ZM68 53H69V52H68ZM68 53H67V55H68ZM86 53H87V52H86ZM86 53H85V54H86ZM92 53H93V51H92ZM111 53H112V52H111ZM111 53H110V54H111ZM191 53H192V52H191ZM2 54H3V53H1V55H2ZM5 54H6V53H5ZM31 54H32V52H31ZM34 54H35V53H34ZM75 54H76V53H75ZM96 54H98V53H96ZM96 54H95V55H96ZM116 54H117V53H116ZM120 54H121V53H120ZM140 54H141V53H140ZM197 54H198V53H197ZM1 55H0V57H1ZM36 55H37V54H36ZM82 55H83V54H82ZM93 55H94V54H93ZM128 55H129V54H128ZM134 55H135V54H134ZM171 55H172V54H171ZM171 55H168V56L171 57ZM182 55H183V54H182ZM185 55H186V54H185ZM195 55H196V54H195ZM8 56H9V55H8ZM52 56H51V58H52ZM69 56H70V55H69ZM80 56H81V55H80ZM123 56H125V55H123ZM132 56H133V55H132ZM135 56H136V55H135ZM168 56H167V57H168ZM190 56L192 57V55H190ZM212 56H213V55L210 53V56H209V57L212 58ZM71 57H72V56H71ZM141 57H142V56H141ZM191 57H189V58H191ZM42 58H43V56H42ZM44 58H45V57H44ZM47 58H48V57H47ZM51 58H50V59H51ZM79 58H80V57H79ZM96 58H97V57H96ZM98 58H99V57H98ZM122 58H123V57H122ZM132 58H134V57H132ZM138 58H139V59L137 60V56H136V59H134L133 63L135 62L136 64H138L137 61H139V60H140V62L142 61L141 58H140V56H139V54H138ZM168 58H169V57H168ZM211 58H210V59H211ZM39 59H40V58H39ZM50 59H49V60H50ZM74 59H75V58H74ZM125 59H126V58H125ZM142 59H143V58H142ZM201 59H202V58H201ZM203 59H204V58H203ZM213 59H215V56H214ZM71 60H72V59H71ZM94 60H95V59H94ZM97 60H98V59H97ZM136 60H137V61H136ZM145 60H146V59H145ZM0 61H1V60H0ZM50 61H51V60H50ZM50 61H49V62H50ZM52 61H53V60H52ZM54 61H53V63H54ZM57 61H58V62H57ZM74 61H75V60H74ZM102 61H103V60H102ZM123 61H124V60H123ZM131 61H132V59H131ZM147 61H148V60H147ZM147 61H146V62H147ZM68 62H71V61H67V62H65V64L68 63ZM92 62H93V61H92ZM92 62H91V64H92ZM118 62H119V61H118ZM140 62H139L138 65H136L135 63H134V65H133V64H130L133 68H129L128 65H129L130 61H129V63H128V60H126V64L128 63V65H126L125 68L128 67V68H126V69H130V70L133 69V70H131V71H136V72H137V70H138V72H139V71L141 72L143 69L141 70V69L139 68V67L142 66V65L140 66ZM144 62H145V61H144ZM146 62H145V63H146ZM154 62H156V61H153V63H154ZM160 62H161V61H160ZM162 62H163V61H162ZM171 62H172V61H171ZM208 62H211V61L208 60ZM212 62H214V61H212ZM4 63H5V62H4ZM4 63H3V64H4ZM53 63H52V64H53ZM72 63H73V62H71V64H72ZM75 63H76V61H75ZM89 63H90V62H89ZM106 63H107V62H106ZM116 63H117V62H116ZM124 63H125V61H124ZM142 63H143V61H142ZM142 63H141V64H142ZM145 63H144V64H145ZM169 63H170V62H169ZM169 63H167V66H168ZM182 63H183V62H181V64H182ZM203 63H204V62H203ZM3 64H1V65H3ZM6 64H7V63H6ZM50 64H51V63H50ZM65 64H64V65H65ZM73 64H74V63H73ZM73 64H72V65H73ZM84 64H85V63H83V65H84ZM95 64H98V63H95ZM117 64H118V63H117ZM117 64H116V65H117ZM150 64H151V63H150ZM155 64H156V63H154V65L152 64L154 67L151 65V67L153 68V70L156 69L155 66H156L157 64H156V65H155ZM162 64H164V63H161V65H162ZM170 64H172V63H170ZM177 64H178V62H177ZM201 64H202V63H201ZM1 65H0V66H1ZM43 65H45V63H44ZM53 65H54V64H53ZM67 65H68V64H67ZM105 65H106V64H105ZM121 65H122V64H121ZM161 65L159 66V68L162 67ZM59 66H60V65H59ZM62 66H63V65H62ZM73 66H74V65H73ZM87 66H88V65H87ZM87 66H85V67H87ZM114 66H115V65H114ZM122 66H123V65H122ZM137 66H138V67H137ZM146 66H147V64H146ZM148 66H150V65L148 64ZM148 66L146 67V69H148ZM185 66H186V65H185ZM185 66L183 65V67H181V68H182L181 70H183ZM51 67H52V66H51ZM75 67H76V66H75ZM75 67H73V68L76 69ZM102 67L104 68V66H102ZM105 67H106V66H105ZM110 67H111V66H110ZM117 67H118V66H117ZM119 67H121V66H119ZM165 67H166V66H164V70L167 69V68L170 67V66H168V67H166V68H165ZM186 67H187V66H186ZM63 68H64V66H63ZM65 68H66V67H65ZM69 68H70V67H69ZM73 68H72V66H71V70H72ZM82 68H83V66H82ZM89 68H90V66H89ZM99 68H100V67H99ZM121 68L124 69V66L121 67ZM136 68H137V69H136ZM141 68H142V67H141ZM152 68H151V69H152ZM173 68H174V67H173ZM173 68L171 67V69H173ZM188 68H189V66L187 67V69H188ZM206 68H207V67H206ZM209 68H210V67H209ZM87 69H88V68H87ZM106 69H107V68H106ZM126 69H124V70H126ZM134 69H135V70H134ZM139 69H140V70H139ZM179 69H180V68H178L177 70H179ZM197 69H198V68H197ZM197 69H196V70H197ZM200 69H201V68H200ZM203 69H204V67L202 66V70H203ZM62 70H63V69H62ZM83 70H84V69H83ZM83 70H82V74H83ZM91 70L93 71V68H92ZM153 70H151V71H152V74H153V72H154V74H155V71H153ZM168 70H169V68H168L167 70H165V71H168ZM173 70H174V69H173ZM173 70H172V71H173ZM67 71L69 72V69H68V68H67ZM85 71H86V70H85ZM97 71H98V70H97ZM111 71H113V70H111ZM111 71H110V72H111ZM117 71L121 72L120 69L117 70ZM117 71L115 72L114 75L117 74ZM156 71H159V72H160L159 69H156ZM165 71H164V72H165ZM197 71H198V70H197ZM197 71H196V72H197ZM203 71H205V70H203ZM43 72H44V73H42L43 76H41V77H44V74L46 73L45 71H43ZM94 72H96V71H94ZM106 72H107V71H106ZM110 72H108V73H109V76L112 75V74H110ZM127 72H129V71H126V74H127ZM136 72H130V73H128V74H127V77L124 75L125 73H124V74H120V75L118 74V75H117V78H118V77L120 78V76L123 75V78H124V76H125V79H126V78H129V77H128L129 75H134ZM168 72H169V71H168ZM199 72H200V70H199ZM209 72H210V71H209ZM48 73H49V72H48ZM64 73H65V72H64ZM69 73L71 74V72H69ZM69 73H68V75H69ZM75 73H77V71H76ZM75 73H74V75H75ZM122 73H123V72H122ZM132 73H133V74H132ZM142 73H143V71H142ZM148 73H149V71H148ZM162 73H163V70L161 71V74H162ZM170 73H171V72H170ZM178 73H179V72H178ZM178 73H177V74H178ZM207 73H208V72H207ZM37 74L39 75L40 72L37 73ZM37 74H36V73H33L32 75H36V77H39V76H37ZM60 74H61V73H60ZM65 74H66V73H65ZM98 74H99V73H98ZM136 74H137V73H136ZM140 74H141V73H140ZM154 74H153V75H154ZM164 74H165V73H164ZM164 74H163V75H164ZM199 74H200V73H199ZM201 74H202V73H201ZM201 74H200V75H201ZM50 75H51V74H50ZM61 75H62V74H61ZM84 75H86V74H84ZM87 75H88V74H87ZM89 75H91V74H89ZM93 75L95 76V74H93ZM141 75L143 76V74H141ZM163 75H162V77H164ZM171 75H172V73H171ZM171 75H170V77H171ZM57 76H58V75H57ZM99 76H100V74H99ZM99 76H98V77H99ZM105 76H106V75H105ZM112 76H113V75H112ZM135 76H138V77H139V75H135ZM156 76H158V74H157ZM156 76H154L153 78H155ZM160 76H161V75H160ZM202 76H203V75H202ZM205 76L207 77L208 75H205ZM31 77H32V76H31ZM31 77H30V78H31ZM45 77H46V75H45ZM59 77H60V76H59ZM59 77H57V78L59 79ZM66 77H67V75H66ZM66 77H64V79H65ZM80 77H81V76H80ZM121 77H122V76H121ZM150 77H151V75H150ZM162 77H161V78H162ZM170 77L168 78V79H169L168 81H169V82H174V83H176V81H171V80H170V79L174 78V75H172V78H170ZM203 77H204V76H203ZM84 78H85V76H84ZM84 78H82V79H84ZM86 78H87V77H86ZM99 78H100V77H99ZM115 78H116V76H115ZM115 78H114V79H115ZM117 78H116V79H117ZM130 78H132V76H130ZM133 78H134V76H133ZM151 78H152V77H151ZM151 78L148 77V79L151 80V81H150V84L152 83V79H151ZM159 78H160V77H159ZM34 79H35V81H37L38 78H34ZM43 79H45V78H42V79L40 78L39 81H41V80H43ZM51 79H52V78H51ZM51 79H49V77H48V78L46 79L48 82H46V83L48 84V83H49V80H50V83H55V81L59 83V82L61 81V80L57 81V79L54 77V80H52V82H51ZM55 79H56V80H55ZM90 79H91V78H90ZM90 79L88 78V80H90ZM120 79H121V78H120ZM134 79L136 80L137 78L135 77ZM140 79H141V78H140ZM146 79H147V78H146ZM148 79H147V80H148ZM156 79H157V78H156ZM174 79H175V78H174ZM32 80H33V77H32ZM66 80H67V79H66ZM95 80H97V79H95ZM95 80L93 81V78H92L90 81H91V82L93 81V83H94ZM100 80H102V79H100ZM100 80H99V82H100ZM108 80H109V78H108ZM117 80H118V79H117ZM135 80H133V81H135ZM157 80H158V79H157ZM159 80H160V79H159ZM161 80L165 82V80H163V79H161ZM172 80H173V79H172ZM175 80H176V79H175ZM35 81L33 80V85L35 84V83H34ZM39 81L36 82V83H37L38 85H39V84H42V83H40ZM71 81H72V80H71ZM81 81H82V80H81ZM84 81H86V80H84ZM118 81H119V80H118ZM118 81H117V82H118ZM121 81H122V79L120 80V82H121ZM126 81H127V79H126ZM144 81H145V79H142V82H144ZM148 81H149V80H148ZM64 82H65V83H64ZM64 82H61V83H63V85L65 86L64 88L66 89V87H67L66 90H68V86H67V84H66V81H64ZM72 82H73V81H72ZM72 82H71V83L69 82V84H70V85L68 84V85H69V88H71L70 86H72ZM86 82L88 83V81H86ZM99 82L97 81V83H99ZM124 82H125V80H124ZM142 82H141V85H142ZM146 82H147V81H145L144 83H146ZM166 82H167V81H166ZM50 83L48 84L49 86L51 85ZM58 83H57V84H58ZM74 83H75V80H74ZM84 83H85V82H84ZM128 83H130V84L132 83L131 85H129L130 87H127L128 90H129V88H132L131 91H132L133 89H136V88H133V87H131V86H133V85L135 86V85L137 84L136 87H138V85H139V84H138L139 81L136 82V84H133V82H131V81L129 82V80H128V81H127V84H128ZM174 83H173V84H174ZM37 84H35L34 86H36L37 88H39L40 86L38 87ZM47 84H45V85H47ZM65 84H66V85H65ZM76 84H77V83H76ZM81 84H82V83H80V85H81ZM88 84H90V82H89ZM88 84H87V85H88ZM102 84H103V83H102ZM114 84H115V82H114ZM121 84H122V82H121ZM124 84H125V83H124ZM127 84H126V85H127ZM150 84H148V85L150 86ZM167 84H168V86H172L171 83H167ZM33 85H32V86H33ZM45 85H44V88H45V91L47 90L46 92H48V90H50L51 87H53V88H54V87H57V85L55 84V85H52V86L48 89V87H47V86L45 87ZM83 85H84V84H83ZM87 85H85L86 87L84 86L85 89H84L83 86H82L83 92H84V90L87 89L86 91H88V93L90 92V93H89V96H90V97H94V98H95L96 95L98 94V95H97V98H95V99L93 98V99H92L93 102H96L95 100L98 99V98H100V97H99V96H100V95H99L100 92H95V91L97 90V88L95 87L96 90L93 89V90H95V91H94L95 93L92 91V94H91V91L88 90V88H90V87H89L90 85H88V86H87ZM117 85H119V84L117 83ZM117 85H116V86H117ZM162 85H163V90H164V87L167 86V85H166V84H162ZM162 85H161V86H162ZM42 86H43V85H42ZM59 86H61V85L59 84ZM74 86H76V85L73 84V87H74ZM78 86H79V85L77 84V88H75V89H78V88H79ZM91 86H94V85L92 84ZM116 86L114 85V87H116ZM145 86H147V85H145ZM145 86H142L143 89H145ZM259 86H260V85H259ZM261 86H262V85H261ZM147 87H148V86H147ZM172 87H173V86H172ZM172 87H171V88H172ZM41 88H43V87H41ZM44 88H43V89H44ZM46 88H47V89H46ZM57 88H60V87H57ZM91 88H92V87H91ZM102 88L104 89V87H102ZM157 88H158V87H157ZM168 88H170V87H168ZM257 88H258V87H257ZM259 88H260V87H259ZM261 88H262V87H261ZM54 89H55V92H54V90H53V92H51V93H52V96H53V94L58 93L57 91H59L61 88H60L59 90L56 89V88H54ZM80 89H81V87H80ZM99 89H100V87H99ZM106 89H107V88H106ZM158 89H160V88H158ZM166 89H167V87H166ZM166 89H165V90H166ZM173 89L175 90V85H174ZM173 89H171V90H173ZM33 90H34V87H33ZM35 90L37 91V93H39V92H38V89H35ZM62 90H63V89H62ZM62 90H60V91H62ZM141 90H142V88H141L139 91H141ZM154 90L156 91V89H154ZM163 90H162V91H163ZM165 90H164V93H165ZM171 90H170V91H171ZM174 90H173V92H174ZM263 90H264V87H263L261 90H259V91H261V92H259V91L257 90V92L254 93V94H257L255 97H253L254 94H253V96H252L253 99H258L257 102L255 101L256 103H258V105H259V103H260V105H262V107H260V105L258 106V105L255 104V108H256V106H257V107H259V108H258L259 110L256 109L257 114H255V116L251 113V114H252L256 119H258V120H259V118H260V119H261V118H264V116H263V115H264V112H261L262 110H260V108H263V107H264V104H261V103H262V99H260L261 97H262V98L264 97V95H263ZM39 91H40V90H39ZM41 91H42V89H41ZM71 91H74V90H71ZM78 91H79V90H78ZM78 91H76V92H78ZM101 91H102V90H101ZM108 91H109V90H108ZM139 91H138V93H139ZM147 91H148V92H147ZM149 91H150V89L148 90V88H146V92H147V93H152V94H153V92H149ZM151 91H153V90H151ZM155 91H154V92H155ZM162 91H161V92H162ZM170 91L168 92V89H167V93H168V94H167V95L164 94L165 97H166V96H167V97L169 96ZM42 92H44V91H42ZM62 92L64 93V91H62ZM62 92H61V94H62ZM83 92H82V90L80 91V93L78 92L80 97H81V93L83 94ZM132 92H133V91H132ZM132 92L129 93V95H132ZM161 92H160V93H161ZM173 92H172V93H173ZM27 93H28V92H27ZM68 93H70V92H68ZM78 93H75L76 95L72 93L73 95H75V99H73L74 97L71 98V99H72V100H76V99H78V101L80 102V97L77 96ZM88 93L86 94V97L88 96ZM141 93H142V91H141ZM141 93H139L140 96H141V98H139V97H137V98H139V99L142 100V97L145 96V99L147 100V99H148V95H146L145 93H143V94H145V95H143V94L141 95ZM155 93H157V94H155V95L153 94L154 96H153V95H150V96H149V99H154V98H156L157 95H159V94H158V91H156ZM172 93H171V95L169 96V98L173 95ZM189 93H190V92H188V95H190ZM16 94H17V93H16ZM29 94H30V93H29ZM31 94H32V93H31ZM47 94L51 95L50 92H48ZM61 94H60V95H61ZM64 94H65V93H64ZM72 94H71V95H72ZM94 94H95V96H93ZM123 94H126V93H123ZM123 94H122V95H123ZM162 94H163V92H162ZM261 94H262L263 96H262ZM17 95H18V94H17ZM49 95H48V96H49ZM71 95H70V96H71ZM73 95H72V96H73ZM164 95H163V96H160V97L163 98ZM259 95H261V96L258 97V98H256V97L259 96ZM19 96L21 97V95H18V97H19ZM45 96L47 97V95H45ZM58 96H59V95H58ZM124 96H126V95H124ZM136 96H138V95H136ZM136 96H134V97L136 98ZM152 96H153L154 98H151ZM23 97H24V95H23ZM27 97H28V96L26 95V97H24V99H27ZM31 97H32V96H31ZM50 97H51V96H50ZM53 97H54V96H53ZM59 97H60V96H59ZM65 97H67V96H66V95H63L62 103H64L63 100L66 99ZM78 97H79V98H78ZM86 97H83L82 102L84 101V102H83L84 104L81 102L82 105L77 104V102H75V101H72V100L70 101V103H71V102H72V103L75 102V104H77V105H76L77 108L74 107V108H76L77 110L74 109L73 111H75L76 113H77V111H78V112L80 111V112H79L80 114L85 113V115H88V116L90 115V119L88 118V116H85V115H84L85 117H84V116L82 117V118H84V120H85L86 118H88L89 121L86 120V123H85V122H80V121H83V120H82L81 117H79V114L77 113V114H78V119L80 118V120L77 121V122L80 123V124H78V123L74 124V123L76 122L77 119L75 120L73 117L71 118V120H73V119L75 120V121L73 120V124H74V125H79V127H80V128H79L78 126H76V127L78 128V130H77V128H76L77 133H78L79 131L84 132L83 130H81V129H84V128H82L84 125L86 126L87 130H88V127H90V124H89V123H90L91 118H92L90 113H92V111L88 112V114H87V111H88V110H91L90 108H92V107L90 106V104H91V103H90L91 100L89 99L90 97H88L89 100H88V99H85ZM130 97H131V96H129V98H130ZM146 97H147V98H146ZM42 98H43V97H42ZM127 98H128V96H127ZM129 98H128V100H129ZM135 98H134V99H135ZM157 98H159V96H158ZM169 98H168V99H169ZM186 98H188V97H185V99H186ZM21 99H22V98H20V102L23 101V99H22V100H21ZM143 99H144V98H143ZM145 99H144V101H145ZM149 99H148V100H149ZM166 99H167V98H166ZM172 99H173V98H172ZM172 99H170V100H172ZM185 99H184V100H185ZM85 100H87V101H85ZM154 100H156V99H154ZM260 100H261V101H260ZM16 101H17V99H16ZM26 101H27V100L23 101V106H24V107H26V105H24V104L26 103ZM65 101L68 103L67 100H65ZM150 101H151V100H149L148 102H150ZM174 101H175V100H174ZM185 101H186V100H185ZM253 101H254V100H253ZM263 101H264V99H263ZM12 102H13V101H12ZM27 102H28V101H27ZM132 102H135V100H132ZM137 102H138V101H137ZM142 102H143V101H142ZM151 102H152V101H151ZM155 102H156V101H155ZM255 102H253V103H255ZM16 103H17V102H16ZM18 103H19V102H18ZM18 103H17V105H18ZM29 103H31V101H30ZM29 103H28V104H29ZM67 103H66V104H67ZM72 103H71V106H74ZM85 103H86V104H85ZM128 103H129V102H128ZM140 103H141V102L137 103L136 105L138 106V104H140ZM144 103L146 104L147 101H145ZM144 103H142V104H143L142 107L145 106ZM176 103H177V102H176ZM176 103H175V104H176ZM205 103H208V102H205ZM247 103H248V102H247ZM263 103H264V102H263ZM13 104H15V103L13 102ZM111 104H112V103H111ZM152 104L155 105L154 102H153ZM210 104H211V102H210ZM249 104H250V103H249ZM251 104H252V103H251ZM20 105H21V103H20ZM32 105H34V104H32ZM94 105H95V104H94ZM94 105H93V106H94ZM115 105H116V104H115ZM131 105H132V104H131ZM131 105L129 104V106H131ZM136 105H134V106H136ZM146 105L151 106V104H146ZM154 105H153V106H154ZM172 105H173V102H172ZM204 105H205V104H204ZM206 105H207V104H206ZM208 105H209V103H208ZM208 105L205 106V107L207 108ZM13 106H15V105H13ZM13 106L11 105V107H13ZM34 106H35V105H34ZM34 106H31V107H34ZM65 106H66V105H65ZM81 106H82V107H81ZM87 106H90V107L85 108L84 110H82L84 107H87ZM111 106H112V105H111ZM129 106H128V110H131ZM137 106H136L135 108H134L133 106H132V107H133L134 109H137ZM149 106H148V107H149ZM153 106H152V107H153ZM158 106H159V105H158ZM212 106H213V105H212ZM248 106H249V105H248ZM248 106H247V107H248ZM11 107H10V108H11ZM18 107H19V106H18ZM29 107H30V106H29ZM31 107H30V108H31ZM41 107H42V106H41ZM41 107H40V108H41ZM68 107H70V106H68ZM79 107H80V109H81V108H82V109L80 110ZM115 107H117V106H115ZM148 107H147V108H148ZM152 107H151V108H152ZM159 107H162V106H159ZM199 107H200V108H201V107L203 108V106H199ZM217 107H218V106H217ZM30 108H29V111H31V110L33 109V108H32V109L30 110ZM63 108H64V107H63ZM113 108H114V106H113ZM138 108L140 109L141 107L138 106ZM153 108H154V107H153ZM153 108H152V109H153ZM200 108H199V109H200ZM206 108L201 109V112H203V114H199V113H198V116L200 115V116L202 117L203 115H206V117H207L209 120H211L210 118H213V116H210V115L212 114V112L214 113V109H211V110H213V111L211 112V110H210L209 108H213V107H210V106L208 107V109H209V111H210V112H209L210 115H209V114H207V111H206V112L204 111ZM243 108H244V106H243ZM248 108H249V107H248ZM248 108H246V109H248ZM11 109H12V108H11ZM11 109H10V110H11ZM22 109H26V108H22ZM43 109H44V108H43ZM68 109H69V108H68ZM93 109H94V107H93ZM134 109L132 110L133 112L135 111ZM143 109L146 110V108H143ZM148 109H149V108H148ZM155 109H157V108H155ZM253 109H254V108H253ZM263 109H264V108H263ZM1 110H2L1 113H2V114L5 113V116H6L7 113L4 112L3 109H1ZM26 110H28V107H27ZM37 110H38V109H37ZM61 110H62V108H61ZM61 110H59L58 112L61 113V112H60ZM65 110H67V109H65ZM85 110H86V111H85ZM117 110H118V109H117ZM119 110L121 111V109H119ZM119 110H118V111H119ZM144 110H141V109L138 110V111H137V114H138V113H141V111H143V112L141 113V114H143V113H144ZM202 110H203V111H202ZM23 111H24V110H23ZM34 111H35V110H34ZM40 111H42V110L40 109ZM40 111H37V112H38V116H37V118L39 117V112H40ZM68 111H69V110H68ZM68 111H67V112H68ZM73 111H72V112H73ZM84 111H85V112H84ZM124 111H125V110H124ZM126 111H127V110H126ZM246 111H247V110H246ZM251 111H252V110H251ZM263 111H264V110H263ZM3 112H4V113H3ZM26 112H27V111H26ZM26 112L24 111V115L27 116L30 112H27V113H26ZM37 112H36V113H37ZM45 112H46V111H45V109H44V110H43V113L45 114ZM49 112H50V110H49ZM49 112H48V113H49ZM81 112H82V113H81ZM93 112H95V111L93 110ZM122 112H123V111H122ZM133 112H127V113H129V115H130V114L132 115ZM157 112H158V109H157L156 113H157ZM199 112H200V111H199ZM256 112H255V110H254V113H256ZM258 112H259V113H258ZM10 113H11V112H10ZM10 113L8 112V114L13 118V115H11ZM13 113H14V112L12 111V114H13ZM31 113H32V112H31ZM52 113H53V116H51V118H53V121H52V119H49V120H50V121H49L50 123H48V124H51V125H53L52 123L55 122V120H56L55 118H57L58 116H62V115H61L62 113H61V114H55V113H57V111L52 112ZM124 113H125V112H124ZM124 113H122V115H123ZM150 113H151V112H150ZM150 113L148 112L147 114H150ZM152 113H153V112H152ZM160 113H161V112H160ZM204 113H205V114H204ZM249 113H250V112H249ZM40 114H41V112H40ZM64 114H65V113H64ZM141 114H140V115H141ZM144 114H145V113H144ZM158 114H159V113H158ZM214 114H215V113H214ZM214 114H213V115H214ZM261 114H262V115H261ZM34 115H35V114H34ZM34 115H32V118L34 117ZM42 115H43V114H42ZM73 115H76V114L73 113ZM94 115H95V113H93V118H94ZM126 115H128V114H126ZM129 115H128V116H129ZM133 115H134V114H133ZM152 115H153V114H152ZM155 115H156V114H155ZM159 115H160V114H159ZM207 115H208V116H207ZM259 115H261V116L258 118ZM2 116H3V115H2ZM35 116H36V115H35ZM40 116H41V115H40ZM67 116H68V113H67ZM244 116H246V115H244ZM29 117H30V116H29ZM62 117H64V116H62ZM62 117H61V118H62ZM75 117H77V116H75ZM157 117H158V115H157ZM206 117H205V118H206ZM46 118H47V116H46ZM93 118H92V119H93ZM126 118H127V117H126ZM131 118H132V117H131ZM131 118L129 117L128 122L130 121ZM198 118H199V117H198ZM239 118H240V117H239ZM243 118H244V117H243ZM252 118H253V117H252ZM39 119H40V118H39ZM44 119H45V118H44ZM63 119H64V118H63ZM202 119H204V117H203ZM208 119H207V120L204 119L205 122H207ZM21 120H22V118H21ZM32 120H33V122H32ZM131 120H134V119H131ZM244 120H245V119H244ZM252 120H253V119H252ZM258 120H257V121L254 120V122H253L254 124H253L252 126H254L255 124L258 125V123H259L260 126H261V125L264 126V124H263V123H264V121H263L264 119H263V120L261 119L263 122H262L261 120H259V121L262 122V123H260ZM17 121H18V120H16L15 122H17ZM35 121H36V119H35ZM61 121H63V120H61ZM87 121H88L89 123H88ZM96 121H97V117H96ZM201 121H202V120H201ZM19 122H20V120H19ZM29 122H30L31 124H35V123H34V118L31 119V117H30ZM47 122H48V121H47ZM47 122H46V123H47ZM64 122H67V121L64 120ZM69 122H71V121H69ZM92 122H93V121H92ZM246 122H247V121H246ZM256 122H257V123H256ZM30 123H28V124H30ZM238 123H239V121H238ZM22 124H24V123L22 122ZM31 124H30V125H31ZM63 124H65V123H63ZM63 124H62V125H63ZM71 124H72V122H71ZM81 124H82L83 126H82ZM86 124H88V125H86ZM249 124H251V121L249 122ZM249 124H248V126H249ZM92 125H94V122H93ZM259 125H258V126H259ZM48 126H49V125H48ZM71 126L74 127L73 125H71ZM245 126L247 127L246 124H245ZM66 127H68V126H66ZM72 127H71V128H72ZM250 127H251V126H250ZM5 128H6V126H5ZM61 128H62V126H61ZM74 128H75V127H74ZM74 128H73V129H74ZM263 128H264V127L260 128V130L263 129ZM79 129H80V130H79ZM101 129H103V128H101ZM101 129H99V130H101ZM250 129H251V128H250ZM15 130H16V129H15ZM76 130L74 129V131H76ZM242 130L245 131V130H248V129L246 128V129H242ZM252 130H253V129H252ZM252 130H250V132H251ZM260 130H259V131H258V130H255V131H257L256 134H260V133H258V132H262V131H260ZM5 131L7 132L8 130H5ZM74 131H72V136H74V140H80V138L82 137V136H81L82 134L80 133V135H79L80 138H79L78 135H77V137H78V138H77L76 135H75V133H74ZM89 131H92V130H89ZM94 131H95V130H94ZM102 131H103V130H102ZM3 132H4V131H3ZM6 132H5V133H6ZM86 132H87V131H86ZM239 132H240V130H239ZM250 132H249V134L247 135V136H249V137H248V140H249V138L251 137ZM9 133H10V131H9ZM92 133H93V132H92ZM108 133H109V132H108ZM242 133H243V132H242ZM245 133H246V131H245ZM254 133H255V132H254ZM6 134H8V133H6ZM10 134H12V133H10ZM78 134H79V133H78ZM243 134H244V133H243ZM251 134H253V133L251 132ZM3 135H4V134H3ZM88 135H89V133H88ZM90 135H91V132H90ZM90 135H89V136H90ZM96 135H97V134H96ZM5 136H6V135H5ZM7 136H10V135H7ZM91 136H92V135H91ZM241 136H242V135H241ZM247 136H246V137H247ZM254 136H256V135H254ZM254 136L252 135V137H254ZM75 137H76V138H75ZM83 138H84V137H82V140H83ZM241 138H242V137H241ZM255 138H256V137H255ZM53 139H54V138H53ZM58 139H59V138H58ZM87 139H88V138H87ZM90 139H92V138H90ZM93 139H94V138H93ZM245 139H246V138H245ZM251 139H252L253 141H251ZM251 139H250V142H251V144H252V142H253V143L255 142V139H253V138H251ZM8 140H9V139H8ZM11 140H12V138H11ZM72 140H73V138H72ZM84 140H85V139H84ZM61 141H63V140H60V139H59V143H58V145H60L61 143L64 144V142H61ZM243 141L245 142V140H243ZM55 142H56V140H55ZM244 142H243V143H244ZM12 143H13V142H12ZM73 143H74V142H73ZM73 143L71 144V147H72V148H73V147L75 148L76 144H74V146H73ZM248 143H249V142H248ZM248 143H247V144H248ZM56 144H57V143H55V145H54V143H53L52 146H53V145L56 146ZM63 144H62V145H63ZM240 144L242 145V143H240ZM255 144H256V143H254L253 145H255ZM258 144H259V143H258ZM260 144H262V143H260ZM263 144H264V143H263ZM62 145H60V146H61V148H63V149H64V148H67V149L69 148V146L67 147L65 144H64V145H65L66 147H62ZM248 145H250V144H248ZM60 146H56V147L54 148V150L57 148L56 151L58 152V151H59L58 149H60V153H61V150H62V149L60 148ZM243 146H244V145H243ZM255 146H257V145H255ZM259 146H260V145H259ZM259 146H258V147H259ZM50 147H51V146H50ZM50 147H49V148H50ZM247 147H249V146H246V148H247ZM263 147H264L263 145H262L261 148L259 147V148H260L259 151H260V150H261V151L263 150L262 153L264 154V148H263ZM49 148H48V150H50ZM72 148H71V149L69 148L68 151L70 152V150H71V151L73 152L74 149L72 150ZM77 148H78V147H77ZM77 148H76V149H77ZM134 148H135V147H134ZM244 148H245V147H244ZM251 148H253V146L251 147V145H250V149H251ZM262 148H263V149H262ZM76 149H75V150H76ZM112 149H113V147H112ZM119 149H120V148H119ZM250 149L247 148V149H246L247 152H248V151H251V152H252V149H251V150H250ZM26 150H27V149H26ZM54 150H53V151H54ZM65 150H66V149H65ZM124 150H125V149H124ZM246 150H245V151H246ZM27 151H28V150H27ZM51 151H52V150H50V152H51ZM56 151H55V152H56ZM66 151H67V150H66ZM242 151H243V150H242ZM22 152H23V151H22ZM32 152H33V151H32ZM32 152H31V150L28 151V152H25V153H24V154H25L24 156H23V154H21L23 157L20 158V160L23 161V159H25L27 156H30V155L32 154ZM48 152H49V151H48ZM57 152H56V153H57ZM69 152H68V153H69ZM78 152H79V151H78ZM128 152H129V151H128ZM26 153H27V154H26ZM28 153H29V155H28ZM52 153H53L54 156H56V157H54L53 155H52V156H53L54 158H57V155H58L59 153L56 154V155H55L54 152H52ZM52 153H50V154H52ZM64 153H65V152H64ZM64 153H63V155H64ZM68 153H67V154H68ZM70 153H71V152H70ZM76 153H77V152H76ZM82 153H83V152H82ZM139 153H140V152H139ZM249 153H250V152H249ZM249 153H247V155H250V157H252V159H253L254 153H255L256 155H259V154H260V152H253V155L251 156V154H249ZM257 153H259V154H257ZM262 153H261V154H262ZM67 154H66V155H67ZM71 154L73 155V153H71ZM125 154H126V153H125ZM238 154H239V153H238ZM240 154H242V153H240ZM263 154H262V156H263ZM34 155H35V153H34ZM34 155H32V157H30V159H32V158L34 157ZM69 155H70V154H69ZM135 155H136V154H135ZM142 155H143V154H142ZM149 155H150V154H149ZM242 155H243V154H242ZM35 156H36V160H37V153H36ZM52 156H51V157H52ZM60 156H61V154H60ZM73 156H75V155H73ZM91 156H92V155H91ZM114 156H115V155H114ZM245 156H246V154H245ZM51 157H50V158H51ZM58 157H59V155H58ZM62 157H63V156H62ZM65 157H68V156H65ZM69 157H70V156H69ZM140 157H141V155H140ZM149 157H150V156H149ZM250 157H249V158H250ZM257 157H258V156H257ZM34 158H35V157H34ZM60 158H61V157H60ZM73 158H74V157H73ZM90 158H91V157H90ZM134 158H135V157H134ZM145 158H146V157H145ZM151 158H152V157H151ZM236 158H238V157H236ZM239 158H240V155H239ZM245 158H246V157H245ZM249 158H247L246 160H247L248 162H251V161H250L251 158H250V159H249ZM258 158H261V156L259 155ZM51 159H52V158H51ZM20 160H19V161H20ZM25 160H26V159H25ZM25 160H24V161H25ZM28 160H29V159H28ZM28 160H27V161H28ZM70 160H71V159H70ZM91 160H93V159H91ZM135 160H136V159H135ZM140 160H141V159H140ZM237 160H238V159H237ZM253 160H254V161H253ZM253 160H252V162H255L256 158H254ZM257 160H258V159H257ZM24 161H23V162H24ZM30 161H31V160H30ZM238 161H239V160H238ZM23 162H22V164H23ZM26 163H27V162H26ZM26 163H25V164H26ZM93 163H94V161H93ZM93 163H92V164H93ZM95 163H96V162H95ZM89 164H90V162H89ZM102 164H103V162H102ZM104 164H105V163H104ZM242 164H243V163H240V165H242ZM99 165H100V164H99ZM240 165H239V166L237 165V166L240 167ZM93 166H94V165H93ZM140 166H141V165H140ZM244 167H245V166H244ZM104 168H105V166H104ZM104 168H103V169H104ZM38 169H39V168H38ZM38 169H37V170H38ZM71 169H72V168H71ZM98 169H99V168H98ZM222 169H223V168H222ZM228 169H229V168H228ZM243 169H244V168H243ZM73 170H74V169H72L71 171H73ZM247 170H248V169H247ZM35 171H36V170H35ZM79 171H80L81 174L83 173V171H82V172H81V170H79ZM227 171H228V170H227ZM220 172H221V171H220ZM242 172H243V171H242ZM242 172H241V173H242ZM80 173H79L78 175L76 174V176H80V177H78V178H81V177L86 178V177H84L83 174H82V176H81ZM101 173H102V172H101ZM223 173H224V171H223ZM248 173H249V172H248ZM86 174H87V176H89V173H88V172H87ZM102 174H103V173H102ZM203 174H204V173H203ZM246 174H247V173H246ZM248 175H249V174H248ZM248 175H246V177H244V176L242 175V177H243V180H242V181H244V179H247ZM238 176H239V175H238ZM123 177H125V176H123ZM76 178H77V177H76ZM202 178H203V176H202ZM202 178H201V179H202ZM248 178H249V177H248ZM199 179H200V178H199ZM199 179H198V181H199ZM201 179H200V181H199L200 183H201V182L204 183V182L207 181L206 178L204 179L205 181H204V180L201 181ZM235 179H237V177H236ZM75 180H77V179H75ZM78 180H79V179H78ZM248 180H249V179H247V182H246V180H245L246 183L244 182V186H243V184H242V186H243L242 188H243V189H242L241 186H240L241 182H240V184H239V180H238V182H235V183L233 184V186H235V185L238 186V185H239L240 188L243 190V192H244V191L247 192V191L249 190V191L247 192L248 195H249L252 189H250V187H249V185H248ZM250 180H251V179H250ZM250 180H249V184H250V186L252 185L253 182H254V183H253V184H254L253 186H257L258 184H259V185L261 184V183H259L258 180H257V182H255L256 180H255V181L252 180L253 182L250 181ZM261 180H262V179H261ZM263 180H264V179H263ZM250 182H251V183H250ZM54 183H55V182H54ZM202 183H201V184H202ZM227 183H228V182H227ZM237 183H238V185H237ZM50 184H52V183H50ZM196 184L198 185L199 183H196ZM245 184H246L247 187L245 186ZM256 184H257V185H256ZM52 185H53V184H52ZM229 185H230V184H229ZM224 186H225V185H224ZM253 186H252V187H253ZM261 186H262V185H261ZM201 187H202V186H201ZM227 187H228V186H227ZM231 187H232V186H231ZM248 187H249V188H248ZM252 187H251V188H252ZM259 187H260V186H259ZM259 187H256V189H258V190L253 189L252 192H251V194H252V193L255 194V198L253 197V194L251 195V197L254 198V199H253V200H254V203L257 202V204H259V199L261 200V198H263V200L261 201V202H262L261 204L263 205V207H262L261 204L258 205L259 208H258V207L256 208L257 204H254V205L251 206V204H252L253 202L251 203L250 201H252V200H248V201L250 202V206H251V207L249 206V208H252V210L256 208L254 211L257 212L256 210L260 209V207H261V209L258 210V211H262L263 214L261 215L260 212H258L259 215H258V213H257V215H256V214H254V213L252 212V213L255 215V216H253V218H256V219H253V221L251 220L252 218L249 219V220H250V221H248L249 223H248L247 221H245V223H244V224H245L244 228H243V225H244V224H242V223L240 224V226L242 225V229H244V230L246 231V229H248L249 225H251V222H252V225H251L249 231L247 230V232H250V233H251V232H254V234H255V232H256L255 230H259V232H260L261 234H262V232L260 231V229L263 230V232H264V228H262V227H263V224H262V226H261V223L264 222V220H262V218H261V217H264V197H263V196H264V189H262V188L264 187V185H263L261 188H259ZM221 188H222V187H221ZM238 188H239V187H238ZM244 188H245V189H248V190L246 191V190H244ZM121 189H122V187H121ZM216 189H218V187L215 188V190H216ZM259 189H260V190H259ZM261 189H262V192H260ZM213 190H214V188H213ZM218 190H219V189H218ZM122 191H123V190H122ZM129 191H130V190H129ZM221 191H222V190H221ZM224 191H225V190H224ZM255 191H256V193H255ZM243 192H242V193H243ZM121 193H123V192H121ZM121 193H120V194H121ZM124 193H125V192H124ZM126 193H127V191H126ZM212 193H215L216 195H219V192L216 193V191H212ZM220 193H222V192H220ZM256 194H257V196H256ZM262 194H263V195H262ZM60 195H61V194H60ZM84 195H86V194H83V196H84ZM128 195H129V194H128ZM130 195H131V194H130ZM213 195H214V194H213ZM213 195H211V197H214ZM216 195H215V196H216ZM244 195H245L246 197H248L247 194H244ZM64 196H65V198H66V195H64ZM87 196H88V195H87ZM87 196H84L85 198H80V200H82V199H86ZM97 196H98V195H97ZM103 196H104V198H105L106 195H103ZM111 196H112V195H111ZM119 196H120V195H119ZM125 196H126V194H125ZM125 196H124V197H125ZM220 196H221V194H220L218 197L216 196L217 200H219L218 198H220ZM259 196H260V197H259ZM51 197H52V196H51ZM59 197H61V199H62V196H59ZM67 197H68V196H67ZM117 197H118V196H117ZM121 197H122V195H121ZM121 197H120V198H121ZM211 197H210V199H211ZM246 197H245V198H246ZM249 197H250V196H249ZM249 197H248L247 199H249ZM257 197H259V199H258ZM47 198H48V197H47ZM54 198H55V197H54ZM63 198H64V197H63ZM89 198H92V197L89 196ZM102 198H103V197H102ZM104 198H103V199H104ZM114 198L116 199V197H114ZM126 198H127V197H126ZM126 198H123V199H126ZM0 199H1V198H0ZM105 199H107V198H105ZM108 199H109V198H108ZM121 199H122V198H121ZM213 199H215V198H213ZM256 199H258V200H256ZM46 200H47V199H46ZM54 200H56V201L58 200V201H59L58 198H57V199H54ZM64 200H67V199H64ZM69 200H70V199H69ZM75 200H76V199H75ZM80 200H79V198H77V200H76L75 202H78V201L81 202ZM86 200H88V198H87ZM101 200H102V199H101ZM112 200H114V199L110 198V202H111ZM128 200H130L129 197H128ZM217 200H216V201H217ZM220 200H221V199H220ZM220 200H219V201H220ZM102 201H103V200H102ZM108 201H109V200H108ZM221 201H222V200H221ZM0 202H1V201H0ZM70 202H71V200H70ZM103 202H104V201H103ZM105 202L107 203V201H105ZM110 202H109V204L111 205ZM62 203H64V202L62 201ZM65 203H68V204H69V201H67V202H65ZM73 203H74V202H73ZM81 203H82V204H79V205H81L80 207H79L78 205H76L78 208H77L75 205H74V208H73V207L71 206L72 204H70V207L68 206L69 209H68V207H66V209H68V211L65 210L66 213H67L68 215H66L65 211H64V213L62 212L63 215L66 216V217H67V216H68V217H72L74 214H76L75 212H79V211H80V210L78 211V209L81 208V207H83L82 210L84 209V211L87 212V211L89 210L88 207H87V205L84 204V203H85L84 201L81 202ZM52 204H53V201H52ZM83 204H84L85 206H84ZM86 204H87V202H86ZM102 204H104L103 206H105V203H102ZM107 204H108V203H107ZM214 204H215V201H214ZM219 204H221V203H219ZM219 204L217 203V205H219ZM63 205H64V204H62V206H63ZM212 205H213V204H212ZM64 206H65V205H64ZM64 206H63V209H64ZM66 206H67V205H66ZM107 206H108V205H107ZM254 206H255V208H254ZM45 207H46V206H45ZM45 207H44V208H45ZM71 207H72V208H71ZM84 207H85V208L87 207L86 210H85ZM96 207H97V206H96ZM96 207H95V208H96ZM101 207H102V205H101ZM101 207L98 206L99 209H100ZM109 207H110V206H109ZM213 207H216V206H213ZM102 208H103V207H102ZM107 208H108V207H107ZM154 208H155V207H154ZM262 208H263V209H262ZM73 209H75V210H74L75 212L73 211ZM99 209H97V210H99ZM156 209H157V208H156ZM158 209H159V207H158ZM70 210H71V211H70ZM82 210H81V211H82ZM101 210H102V209H101ZM107 210H108V209L104 208V216H105V213L108 212ZM252 210H251V211H252ZM84 211H83V213H84ZM89 211H90V210H89ZM92 211H93V210L91 209L90 214L92 213ZM159 211H160V209L158 210V212H159ZM71 212H72V213H71ZM93 212H94V211H93ZM97 212H98V211H95V214H96ZM101 212H103V211H101ZM156 212H157V211H156ZM158 212H157V213H158ZM55 213H57V212H55ZM70 213H71V214H70ZM99 213H100V210H99V212L97 213V216L99 215ZM108 213H110V212H108ZM122 213H123V212H122ZM127 213H128V212H127ZM127 213L125 214V215H126L125 218H128V217H127ZM79 214H80V212H79ZM79 214H78V215H79ZM90 214H87L88 217L90 216ZM93 214H94V213H93ZM95 214H94V215H95ZM131 214H133V213H131ZM131 214H130V215H131ZM158 214H159V213H158ZM69 215H72V216H69ZM76 215H77V214H76ZM123 215H124V214H123ZM123 215H122V216H123ZM60 216H61V215H60ZM80 216H81L82 218H84L85 220L88 218L87 216H86L87 218H86L85 216H83V214H80ZM80 216H79V218L81 219ZM97 216H96V217H97ZM100 216L102 217L103 214L100 215ZM104 216H103V217H104ZM154 216H155V215H153V217H154ZM256 216H258V217L260 218V220H258L259 218L256 217ZM55 217H56V216H55ZM96 217H95V218H96ZM109 217H110V216H109ZM45 218H48V216H47V217L45 216ZM49 218H50V217H49ZM52 218H54V217H52ZM72 218H74V217H72ZM72 218H69L68 220H70V219H72ZM90 218L92 219L93 217L91 216ZM107 218H108V217H107ZM110 218H111V217H110ZM125 218H124V219H125ZM84 219H83V220H84ZM88 219H89V218H88ZM91 219H90V221H91ZM96 219H99V220H97V221H100V222H97V221H96V223H94V222H93V223L90 222V224H91V223L93 224L94 229H96V228L99 226V227L96 229V231L98 230L99 232H101V230L103 231V230L105 229V227L108 228L109 225H108V226L106 225V221H103V220H104L103 218H101V219H103V220H101L99 217L96 218ZM178 219H179V218H178ZM181 219H182V218H181ZM181 219H180V220H181ZM197 219H198V218H197ZM263 219H264V218H263ZM55 220H56V219H55ZM105 220H107V219H105ZM125 220H126V219H125ZM127 220H128V219H127ZM137 220H138V219H136L135 221H137ZM142 220H143V219H142ZM142 220H141V221H142ZM171 220H172V219H171ZM171 220H170V221H171ZM176 220H177V219H175V221H176ZM193 220H194V219H193ZM195 220H196V219H195ZM254 220H256V221H254ZM63 221H64V220H63ZM93 221H95V220H93ZM102 221L105 223V227H103V229L100 227L101 224L98 225V224L101 223ZM141 221H140V222H141ZM144 221H145V220H144ZM170 221H169V222H170ZM260 221H261V222H260ZM65 222H66V221H65ZM65 222H64L63 224H65ZM70 222H71V221H70ZM72 222H73V219H72ZM138 222H139V221H138ZM152 222H155V221H152ZM171 222H172V221H171ZM191 222H192V221H191ZM196 222H197V221H196ZM256 222H257V223H256ZM258 222L260 223L259 225H260L261 227L257 226ZM50 223H51V222H50ZM56 223H57V222H56ZM75 223H77V222H75ZM142 223H143V222H142ZM142 223H141V224H142ZM175 223L178 224V223H180V221H178V222L176 221ZM247 223H248L249 225H248ZM253 223H254V224H253ZM255 223H256V224H255ZM51 224H52V223H51ZM57 224H58V225H57ZM57 224H56V226H63L62 224H60V225H59V223H57ZM66 224H67V223H66ZM66 224H65V225H66ZM70 224H71V223H70ZM73 224H74V223H72V224H71L72 226L69 227V228L67 229V227L70 226V225L68 224L66 228L64 227V230H63V231L65 232V231L68 230V231H67V234H69V232H70L69 230L72 229V228L74 227ZM88 224H89V223H87V225H88ZM94 224H97V226H95ZM107 224H108V222H107ZM176 224H174V225L172 224V228H173V226H174V229H175V230H176V228H179V227L176 226ZM180 224H184V223L181 222ZM185 224H187V225L189 226L190 223H185ZM211 224H212V223H211ZM211 224H210V226H209V224H208V225L205 224V225H207V227L209 226V231L207 230L208 233H210V230H211V232H215V229H216V228H212L213 225H211ZM53 225H55V224L53 223ZM53 225H52V226H53ZM75 225L77 226V224H75ZM137 225H138V224H137ZM151 225H152V223H151ZM187 225H186V227H188ZM56 226H54L55 229H54L53 227H51V228H52L51 230L47 228V227L50 228V226H46V228L48 229V231L50 230V231H49V232H50L49 235H53V234H51V232L53 233L56 229L59 230V229L61 228V227L59 228V227H56ZM76 226H75V229H72L71 231L76 230ZM89 226H90V225H88V227H89ZM152 226H154V225H152ZM167 226H168V225H167ZM178 226H180V225L178 224ZM182 226H184V225H182ZM203 226H204V225H203ZM246 226H248V227H246ZM90 227H91V229H92V226H90ZM90 227H89V228H90ZM129 227H130V226H129ZM140 227H141V225H140ZM168 227H170V226H168ZM175 227H176V228H175ZM245 227H246V229H245ZM255 227H257V228H255ZM258 227H259V228H258ZM46 228H45V231H43V232H46ZM58 228H59V229H58ZM78 228H79V227H78ZM100 228H101V229H100ZM109 228H110V226H109ZM127 228H128V226H127ZM170 228H171V227H170ZM180 228H181V227H180ZM182 228H183V227H182ZM233 228H234V227H233ZM233 228H232V229H233ZM236 228H238V229H236ZM53 229H54V231H52ZM65 229H67V230H65ZM79 229H80V230H79ZM79 229H78V232L81 231V227H80ZM205 229H208V228L205 227V228H204V232H206ZM212 229H213V231H212ZM217 229H218V228H217ZM232 229H231V230H232ZM254 229H255V230H254ZM43 230H44V229H43ZM60 230H62V229H60ZM60 230H59V231H60ZM92 230H93V229H92ZM105 230H108V231H109L108 233H110V230H111V229H110V230H109V229H105ZM130 230H132V229H130ZM140 230H141V229H140ZM178 230H179V229H178ZM228 230H229V229H228ZM234 230H235V231H233V230H232V231L235 232V233H237L238 231L240 232L241 229H240V227L237 225V227L235 226ZM237 230H238V231H237ZM244 230H241V231H244ZM121 231H123V230H121ZM133 231H134V230H133ZM176 231H177V230H176ZM218 231H220V230H218ZM222 231H224V230H222ZM245 231H244V232H245ZM55 232L59 233L58 231H55ZM55 232H54V233H55ZM82 232H84V231H82ZM90 232H91V231H90ZM105 232H107V231H103V232H102L104 236H105ZM129 232H130V231H129ZM207 232H206V233H207ZM224 232H226V231H224ZM239 232L237 233V234H238L237 236L241 235L240 238L243 239V237H242V233H243V232H242L241 234H239ZM247 232H245V233L247 234ZM57 233H56V234H57ZM60 233H61V231H60ZM87 233H88V232H87ZM91 233H92V232H91ZM102 233H100V234L102 235ZM125 233H126V232H125ZM206 233H205V234H206ZM229 233H230V232H229ZM245 233H243V234L246 235ZM250 233H249V234H250ZM43 234H44V233H43ZM43 234H42V235H43ZM45 234H46V233H45ZM45 234H44V235H45ZM47 234H48V233H47ZM47 234H46V236H47ZM56 234H55V235H56ZM62 234L64 235V237H67V239H66V238L63 239V237H61V238H62L63 240H67V241H65V242H68L70 236H66V235H67L66 232H65V233L62 232V233L60 234V236H61ZM65 234H66V235H65ZM73 234H74V233H73ZM80 234H81V232H80ZM83 234H84V233H83ZM106 234H107V233H106ZM127 234H128V233H127ZM210 234H211L212 237H213V236H216V235H218V236L221 235V233H220V234H216V235H214L215 233H210ZM222 234H223V233H222ZM226 234H227V232H226ZM226 234H225V235H226ZM232 234H233V235H232ZM251 234H253V233H251ZM251 234H250V235H251ZM49 235H48V236H49ZM58 235H59V234H57L56 237H54V238L52 237V238H53L54 240L57 239V238H60V236H58ZM63 235H62V236H63ZM108 235H109V234H107V236H108ZM122 235H124V234H122ZM225 235H224V236H225ZM230 235H231V236H230ZM247 235H248V234H247ZM48 236H47V237H48ZM81 236H82V234H81ZM85 236H86V235H85ZM107 236H105V237H107ZM206 236H207V235H206ZM221 236H223V235H221ZM221 236H220V237H221ZM228 236L232 238V237L235 236V234H234V233H231V234H229ZM228 236H226V237H228ZM255 236H256V234H255L254 236H251V237H254V238H255ZM96 237H97V236H96ZM126 237H127V236H126ZM159 237H160V236H159ZM212 237H209V236H208V237H203V238H207V239H210V238H211V239L213 240ZM216 237H217V236H216ZM216 237H214V239H215ZM226 237H223L221 241H219V240H220L219 237L216 238L218 241H217L216 239H215L214 241H217V242H216L217 244H216L215 242H212V243H214L213 246H211V245H212V244H211V240L208 241V242H210V243L207 242V243L209 244L210 248L208 247V249L206 248L207 250H206V249H205V250H206V251H208V250L211 251V253L208 252L210 255H212V256L209 255V256H210V260H209L208 253L206 254V252H204V254H202V255H204L205 257L202 256V255H200L201 257H200V256H197V255H199L201 252H203V249H202L203 247L201 248L202 251L198 249L199 251H201V252H199L198 250H195V249H194V247H195L196 244H194V245L191 244V245H192V246H191L190 243L187 242V240H186V243L183 242V243L185 244V245H183V250L186 248L184 251H185V253H186V251H187V253H186L187 255H189V254H188L189 252H190V254L192 253L189 249H187L188 247H189L191 250L193 249V250H194L193 252H195V251H198V252H199V253L196 252V254H191V255L189 256V257H190V260H189L190 262H189V264L192 263V260H194V259L196 260L197 258H198V259H197V262H198V260L200 261V262H198L199 264H200V263L205 264L207 261H204V259H207V258H208V261H209V262H214V261H216V260H217V262H218V260L221 262V259H227V261H228V260H229L228 258H230V257L227 256V253L225 252V249H224L222 246L227 247V246H229V245L231 244L230 246L233 247V246H234L233 242H231L229 245H226V244L229 243L231 240H232V241H235L234 243H236L237 238L235 239V237H234V239H231V238H226ZM43 238H44V237H43ZM43 238H41L42 240L40 239L38 243H40V242H41V244H42V243H45V240H43ZM48 238H51V237H48ZM71 238H72V239L74 238V239H76V240H77V238L79 239V237H76V236L73 237L72 234H71ZM80 238L83 239V237H80ZM122 238H123V237H122ZM124 238H125V237H124ZM128 238H129V237H128ZM224 238H226L225 241H227V242H225V245H221V244L224 243V242H222V241L224 240ZM240 238H238V239H239V244H240V242L242 243V239H240ZM247 238H248V239H251V241H252V239L254 240V238H249V237H247ZM259 238L261 239V237H259ZM259 238L257 239L258 242H256V243H260ZM44 239H45V238H44ZM62 239H61V241L63 242ZM72 239H71V240H72ZM74 239H73V240H74ZM82 239H81V241L83 242L84 240H82ZM101 239H102V238H101ZM103 239H104V238H103ZM207 239H204V240H207ZM54 240H53V241H54ZM59 240H60V239H59ZM59 240H56V241H57L56 245L58 244V242H60ZM204 240H203L202 242H205ZM240 240H241V241H240ZM243 240L246 241V238H244ZM6 241H7V240H6ZM42 241H43V242H42ZM46 241H47V240H46ZM56 241H54V242H56ZM85 241H86V240H85ZM85 241H84V242H85ZM87 241H88V240H87ZM96 241L98 242L97 239H96ZM104 241H105V240H104ZM106 241H107V240H106ZM184 241H185V240H184ZM237 241H238V240H237ZM62 242H61V244H62L63 246L60 245V247H64V246H66V244L64 245V244H63L64 242H63V243H62ZM97 242H96V243H97ZM101 242L103 243V241H101ZM120 242H121V241H120ZM120 242H119V243H120ZM219 242H222V243H220V245H219ZM247 242H248V244H247V243H246V244L250 247V246L252 245L251 243H252L253 241H252L251 243H249V240H247ZM0 243H1V242H0ZM4 243H6V242H4ZM48 243H49V242L47 241L45 244H48ZM52 243H53V242H52ZM69 243H71V245L74 244V242L72 243L71 241H70ZM69 243H68V245H70ZM92 243H93V242H92ZM92 243H90V244H91V247H92V245L94 244V243H93V244H92ZM116 243H117V242H116ZM183 243H181V244H183ZM205 243H206V242H205ZM205 243H204V246H205ZM256 243H255V244H256ZM45 244H44V245H45ZM53 244H55V243H53ZM59 244H60V243H59ZM120 244H121V243H120ZM161 244H162V243H161ZM186 244H187V245H186ZM208 244H207V245H208ZM210 244H211V245H210ZM237 244H238V243H237ZM237 244H235V247H234L235 249H230V246H229V250H227V252H231V250L234 251V250H237V249H239V248H240V249H239L238 252H240V251H243L244 248H246V247H244V245L241 246L242 249H241V247L236 248V245H237ZM250 244H251V245H250ZM1 245H2V244H1ZM20 245H21V244H20ZM68 245H67V246H68ZM101 245L103 246L104 244H100L99 247H100ZM188 245H189V246H188ZM240 245H241V244H240ZM256 245H258V244H256ZM13 246L15 247V244H14ZM13 246H12V247H13ZM53 246H54V245H53ZM67 246H66V247H67ZM102 246H101V247H102ZM116 246H117V245H116ZM185 246H188V247H185ZM198 246H199V245H198ZM219 246H220V250H221V248H223L224 250L222 249V250L220 251V250H219ZM237 246H239V245H237ZM9 247H10V246H9ZM12 247H11V248H12ZM68 247H69V246H68ZM105 247H109L108 244H107V246H104V247H102V248H105ZM141 247H142V249L144 248V246H142V245H141ZM177 247H178V246H177ZM181 247H182V246H181ZM181 247H180V248H181ZM184 247H185V248H184ZM191 247H193V248H191ZM205 247H207V246H205ZM205 247H204V248H205ZM251 247H253V245H252ZM255 247H257V246H255ZM11 248H9V249H11ZM195 248H196V247H195ZM197 248H198V247H197ZM4 249H5V248H4ZM13 249H14V248H13ZM57 249H58V248H57ZM139 249H140V248H139ZM247 249H249V248L247 247ZM252 249H253V248H252ZM55 250H56V249H55ZM58 250L60 251L61 248H59ZM58 250H57V252H58ZM65 250H66V249H65ZM100 250H101V249H100ZM104 250H105V249H104ZM107 250H108V251H107ZM109 250H112V249H109V248L107 249V248H106V251H105V252H109ZM140 250H141V249H140ZM148 250H149V249H148ZM218 250H219L221 253H220V252L218 253ZM249 250H250V249H249ZM98 251H99V249H98ZM102 251H103V250H102ZM222 251L225 252L224 254H226V258H225V256H224V254H223L222 258H221ZM246 251H248V250H246ZM246 251H243V253H247ZM3 252H4V251H3ZM66 252H68V251H66ZM105 252H104V253H105ZM110 252H112V251H110ZM115 252H116V251H115ZM152 252H153V251H152ZM238 252H236V251L233 252V253L231 252V253L233 254V255H231V259H232V256H234V258L237 257V258H238L237 260H239V258H241V259H242V258H243V259H246V258H245V257H246L245 255H247V256L249 255V254H243L242 252H240V254H239ZM248 252H250V251H248ZM17 253H18V251H17ZM70 253H71V252H70ZM98 253H99V252H98ZM235 253H236L237 255L239 254L240 256H239V255L237 256ZM51 254L54 255V253H51ZM51 254H50V255H51ZM90 254L92 255V253H90ZM90 254L88 255V253H87V257H86L87 259H85V261H86V260L88 261V256H90ZM107 254H109V253H107ZM151 254H152V253H151ZM242 254H243V255H242ZM250 254H251V252H250ZM30 255H31V254H30ZM53 255H51V256H53ZM192 255L195 256V257L197 256V257H196V258H193ZM206 255H207L208 257H206ZM216 255H217V257H216ZM219 255H220V256H219ZM228 255H229V253H228ZM235 255H236V256H235ZM31 256H32V255H31ZM51 256H50V257H51ZM64 256H65V255H64ZM103 256H104V255H103ZM137 256H138V255H137ZM152 256H153V255H152ZM229 256H230V255H229ZM241 256H242V257H241ZM243 256H245V257H243ZM249 256H250V255H249ZM249 256L247 257V259L249 258ZM3 257H4V256H3ZM15 257H16V256H15ZM54 257H55V256H54ZM84 257H85V256H84ZM101 257H102V256H101ZM149 257H151V256H149ZM199 257H200V259H199ZM211 257H212V259H213V257H214V260H213V261H212ZM215 257H216V259H215ZM29 258H30V257H29ZM29 258H27V259H29ZM91 258H92V257H91ZM91 258H90V259H91ZM94 258H95V257H94ZM191 258H193V259H191ZM202 258H203V259H202ZM217 258H218V259H217ZM234 258H233V259H234ZM18 259H20V258H18ZM18 259L16 258L17 261H18ZM25 259H26V258H25ZM154 259H155V258H154ZM201 259H202V260H201ZM231 259L229 260L230 262H231ZM233 259H232V261H233ZM243 259H242V260H243ZM250 259H253V257L251 258V256H250ZM16 260H15V261H16ZM20 260H21V259H20ZM61 260H63V259H61ZM71 260H72V259H71ZM93 260H94V259H93ZM105 260H106V259H105ZM237 260H235V261H233V262H231V263L229 262V263L232 264V263L236 262ZM242 260H241V262H242L241 264H243V261H242ZM256 260H257V258H256ZM17 261H16V262H17ZM24 261H27V262H28L29 260H24ZM31 261H32V260H31ZM33 261H34V260H33ZM68 261H70V260H68ZM203 261H204L205 263H203ZM222 261H224V260H222ZM239 261H240V260H239ZM239 261H237V263H234V264H240V263H238ZM253 261H254V260H253ZM20 262H22V264H24L23 261H20ZM83 262H84V261H83ZM90 262H91V261H90ZM193 262H194V261H193ZM197 262H194V263H192V264H198ZM245 262H246V261H245ZM254 262H255V261H254ZM17 263H18V262H17ZM17 263H16V264H17ZM38 263H39V262H38ZM65 263H66V262H65ZM69 263H70V262H69ZM81 263H82V262H81ZM229 263H227V264H229ZM20 264H21V263H20ZM29 264H34V263H29ZM35 264H37V263H35ZM61 264H62V263H61ZM83 264H84V263H83ZM85 264H86V263H85ZM100 264H101V263H100ZM102 264H103V263H102ZM206 264H208V262H207ZM211 264H213V263H211ZM214 264H215V263H214ZM217 264H219V263H217ZM220 264H221V263H220ZM257 264H259V263L257 262Z\"/></svg>", "mask_w": 264, "mask_h": 264}]
</instances>
